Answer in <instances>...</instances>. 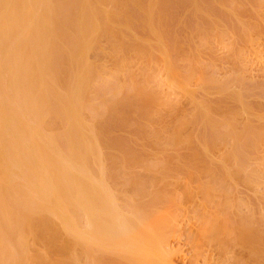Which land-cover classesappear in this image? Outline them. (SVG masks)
Segmentation results:
<instances>
[{
  "label": "rangeland",
  "instance_id": "obj_1",
  "mask_svg": "<svg viewBox=\"0 0 264 264\" xmlns=\"http://www.w3.org/2000/svg\"><path fill=\"white\" fill-rule=\"evenodd\" d=\"M2 1L3 2L5 1V2L3 3ZM8 1L9 0H1L0 1V36H1L0 43L3 44V46H5V47H1V44H0V70L3 68L2 71H4L3 74H2V71L0 73V103H1L0 104V111H2V110L3 111H6V113L4 112L6 114V116L8 117L6 120L9 121V118L15 116L17 114V111L19 112V109L20 108H23V107L20 106L21 99L22 98L24 99L23 94H21L22 95V98L20 96H16L17 93L14 94L13 93V89H14V92H17V91H15V89L18 90L21 87L23 88V84L26 85L27 82H30L31 81L32 71L27 70L26 69L27 66L25 64L26 62H28V58L31 56V49H33V47L36 44L40 43V45L38 44V46H42V48L45 47L44 49L48 50V51H46V50L42 49V51L44 50V52H42V53H46L45 56L46 55L49 56L48 60L47 59L45 60L46 68H48V65H47L48 62H49V66H50V63L53 65L51 68H49V69H51V71H52V68H54V67L56 69H58V70L61 68V66L56 65V64H59L58 61H57L58 60L57 59V56L60 55L61 50H64L66 48V46H67V42H66V40L62 36L67 34L68 29H69V22H67L66 19H64V21H63V27L62 26H58L56 28V25H55L56 24V20L54 21V19H56V18H58V19L62 18L61 20H63V16H61V15H63L64 11H68V9L69 10L71 9V3L74 0H69V1L67 0L68 2L66 0L64 2L63 1L61 2V0H59V1L58 0H54V2H52V0L51 1L48 0L49 1L48 4H49L50 7L49 6L47 7V5H48L47 3L45 5V7L49 8V13H50L49 15L50 16L48 15V12H47V10H45L44 7H43V10H42V11L45 10L44 13L42 14V11H41V13L39 12L40 11L39 10V6H38L39 4L38 3L37 4L35 3L38 0H31V2H33V5L34 6L36 4V6L34 8L36 10H38V11H36V13L37 12L40 13L39 14V18H40V15H41L42 21H44V18L43 17H45V16H46V18L48 16H49V18L50 17H52V18L54 17L53 21L55 22V24L51 20L52 18H50V22H49V18H48V19H46V21H44V23H46V25H51L52 28L55 27L56 28V30H55L56 32H54V30H53L52 33L49 32V35L46 34V37H44L42 41H40L36 37L37 34L39 33L37 31H39L38 30V25L40 24L39 22H41L40 21L41 18L39 19V21L37 23H36L37 20H35L34 22H32V25L33 26L35 25V26H34V28L31 29L30 34L28 32H25V31L23 32L22 30H18V29H21L20 27H22V25H21L22 19H23L22 24H24L25 23L24 21H26V19H25L26 16H25V13L23 12V10H25V8L28 7V3H25V2H27V0H23L24 3L22 2V0H21V2H20V0H14L13 3L11 1H9V4H7ZM70 1H71V3L69 4ZM93 1L95 3H93L92 1L91 2L96 7L99 2L97 0H93ZM115 1L116 0H104V2L102 3V5H101V2L102 1L100 2V4H98V8H101L102 9V10L101 9H98V11L101 10V15L103 13L104 15H102V16L105 17V15L107 16V14H108V16L106 17L108 20L106 19V21L104 20L105 22L103 21L104 23H106V24H104V26H106V27L109 26L108 29L111 28V31L113 30L112 31L113 33L110 30H108L107 28L106 29L104 28L105 30H103V31H105V32L103 34V31L100 30L101 27L99 28V31L97 30L99 34L96 33V31L92 33V34H94V36H96V38L98 36L99 37L95 41L96 43L93 42V43H95V46L93 44V47L94 48L92 47L91 50H88V51L86 49L85 52H84V58H83L82 61H83V64H85V66L88 63V68H90V71H92V73H91L92 76L90 78V81H88V83L84 87H82L83 88V91H82L83 92L82 93L83 95H82V97L79 96V94L77 96L76 95V92H73L72 93L71 90L70 91L68 90V93H67V91L66 92H63V93H65L68 96V97L66 96L67 97L66 98L64 96L65 94L63 95L64 98H65V101L67 103L66 104V108H68L67 109L68 110V116L71 117L70 119L72 121H77L79 119L80 120V124L81 125L83 124L82 127L84 128V130H83V128L80 129L81 125H79L78 126V129H79L78 132L81 134L80 136H82V139L85 140L86 144L88 142V144L90 146L89 150L91 151L92 156L91 155H90V157H89V155L84 156L86 158L85 161H84L83 157H81V155H79V158H76L74 162L72 160H69L68 162L71 161L72 164H73V166L75 168L72 166V164H70V163L67 162V160H68L67 158L65 159L64 157H62L60 155H59V158H63V159L62 160L60 159V162H59L58 154H57V156L54 155V154L51 155L52 156V159H49V157H51L50 156L51 151H49L50 144L49 145H46V144L50 143L47 140L48 139L49 140L52 139L50 141H52L51 143H53V144L55 142V146H56V144L58 145V143H59V145L61 144L60 146L63 147L65 145V141L67 140L66 139L67 136H68L67 133L70 132V129H68V127L65 124V122H61L59 124L58 118L55 117V115L53 113V111H54V106H53L54 105V99H53V100H51L52 102H49L50 100H47V101L45 100L46 102L43 103L44 104L43 109L46 107L44 109V111L45 110L46 111H45V115H44V118L42 120V123L40 125V128L41 129H40V131H37V133L35 135L36 136V140L40 144V147L42 149V154H43L42 157L44 158V160H46V161H48L49 163L52 164L53 169L55 170V172H54L55 174L58 173L59 171H61V169H62L66 173V175H67V177L69 179H71L72 181H75V180L78 181V183H70V186L69 187L71 188V185H72L71 190H73L72 191L73 194H72V192H70L71 193V195L69 197L70 198V204H74L77 207H80V206L86 207L87 205H88L87 207H90L89 206V200L86 199L85 195L81 191L74 192L75 191L74 190V188H75L74 185L75 184H79L80 189L81 188H84L85 185L88 184L87 187H91V185H92V188H91L92 189V191H91L92 193L91 194L92 195H96L99 198V200H96V198H97L96 196L95 197H92L93 200L91 202V208H93V206H94V208L95 207H100V208H103V209H104V207H106L105 208L106 211H110L111 210V211L115 212L117 210L116 209V205H117L119 209H121V208L123 209V210L121 209L122 211H120V212L124 213L122 216L125 215L124 218L130 220V219H137V217L135 218V216L140 217V215H141L139 212L136 213L137 211L136 212H134V210L132 211L133 208L138 207V205H139V207L137 209L142 208V207H146V206H147L146 208H148V207H151L152 208L153 207V204H155L154 205L155 207L153 209H156L158 211V214L156 216V218H158V221L161 218L163 219V217H165L166 218L165 220H167L168 217H167L166 214H168V216H169V218H168V220L170 219L169 221H171V219L173 218L174 220L172 219V224L173 223L174 224L171 225L170 231H169L170 233L167 234L166 240L163 243L165 249L164 248H158V249H160V251L157 249L159 254L162 253L161 254V257L164 259L163 260L164 263L169 264L167 262L168 260H170V264H246L247 262L249 263V261L252 260L251 256L255 257V255H252L251 250L249 248H247L249 245L248 246L246 245V244H248V241L250 239H251V241H249V244L251 243V245L253 247L255 246L256 247L255 249H257V251H263L264 250V141H263V138L264 137H262V140H260L259 142H257L258 145L255 142H253L254 141L253 140L254 136H256V134H257V140H259V138H260L259 136H261V134H262L261 132L264 131V0H253V1H256L257 3H258V1H260L258 5H257L256 2H255L256 3L255 4L252 1L256 6H252V4H251L252 2H250L251 0H249V2H247L248 0H244L245 2H240V0H233L234 1L233 2L232 0H230L233 3H230V1H228V0H222V1L221 0H217V1L216 0H211V2H210V0H202L203 2L206 1L205 4H203V2L201 0H193V1L192 0L191 1L190 0H187L188 1L187 6H186V4L185 5L184 4L182 5V3H186L187 2V1L186 2H182L184 0H182V1L181 0H176L177 2L175 0H171V1L170 0H150V3H151V1L155 2V4H154L155 7L153 6L155 10L154 9H151L153 11V13H155V12H157L156 14H159L160 13L159 15H156V14L154 15V14H152V11H151V15L152 16L153 15L156 16L155 18L152 17V18H154L153 19L154 20L153 22H155V19H156V22L154 24L152 23L153 25H156L157 23H158L157 25H159L160 22L161 23L163 22V19H161L163 16L161 17L160 15H162L165 12H167L166 10H168V14H169L170 17H171V15H173L176 12V11H174L176 8L182 7V8H180V10L183 11V12H181L179 9H176L177 12H179V13L176 12L178 14V16H176V19H175L174 16H172L171 17L172 20H171V18H169L167 16L168 15L167 13H166L167 15L166 14L165 15L163 14L164 15V18H167L168 17L169 18L168 20H170V22H168L169 23L168 26L169 25L170 26L169 27L167 26L168 29L170 30V27H172L174 25V27L171 29V30L174 31L173 33H171V30L170 31L167 30L166 27L163 28L164 26H163V24L161 25V23H160V25H161L162 28L159 29V30L164 31L163 29H166V32L169 31L168 33H165V31L164 32L160 31V32L163 33V34H160L159 30H157L153 26L154 27L153 28V31H155L154 33H156L158 31L159 34L162 35L161 36V39H160V38H158L159 36H158L157 33L155 35L154 34H151L153 37L155 36L154 37L155 38V41H157L156 44L154 43L155 42L154 41V38L152 36H150L151 38L149 37L150 33L148 31L147 32H144L146 30V29H144L145 27H143V29H142V25H143L142 24V21H141L142 20L141 19L142 14L140 15V13L138 14L137 11L135 12L133 10L134 5L135 4H138L141 1L135 0V2H134V1H131V0L130 1L123 0V2L124 1L126 3L129 2L128 3L129 4L128 6L126 4V6L129 7V8H127L125 5L119 6V4H117V3L120 0L119 1L117 0V3ZM136 1H139V2L136 3ZM180 1L182 3H180V7H179V5H178L179 3L178 2H180ZM196 1H197V3L200 1L201 2L200 5L202 6V4H203L202 7L205 6L203 11L202 10L200 11V8H202L201 6H199V3L200 2L198 4H196ZM241 1H243V0H241ZM60 2H61V4H60ZM114 2L117 4V6H116V4L114 5ZM22 3H23V5H22ZM130 3H131V6H130ZM156 3H158V4H156ZM159 3L160 4L162 3L161 4V8L164 5H165V8H167L166 10L164 8H162L163 11L165 10L163 13H162V11H161L160 8H158L159 10L156 9L159 6ZM163 3H164V5H163ZM211 3L213 4V6H215L214 8H212ZM240 3H241V5H239ZM244 3L246 5H244ZM3 4H4V9H1V6L3 8ZM44 4H45V1H44ZM174 4H177L178 7H176V5H174ZM7 5H9V6H7ZM29 5H32V4H29ZM99 5H100V7H99ZM156 5H157V7H156ZM210 5H211V7H210ZM6 6L8 8L7 11H6ZM67 6H68V9L66 10V7ZM172 6L173 7L175 6V7L174 8H171L172 9L171 10L172 12H171L169 10H170V7H172ZM185 6H186V8H184ZM208 6L211 8V10L213 9L212 12H214L213 14H215V15H212V12L211 11L210 12L207 11L209 9ZM135 7L136 8L138 7L137 9H139V4L137 6H135ZM206 7L208 9H206ZM252 7H256V9L253 8V10H255V11L252 10ZM119 8H120V11H119ZM112 10H113V13H114L115 16L114 15H111L112 14L111 13ZM114 10L116 12H114ZM248 10H250V11H248ZM132 11H134L135 13H133ZM191 11H192V13H191ZM4 12H8L7 15H4L5 14ZM131 12H132V14H131ZM139 12H141V11H139ZM188 12H189V14L187 15ZM242 12H244V13H242ZM251 12H255L254 13L255 15L253 14L254 17H252L253 15L252 16L250 15V14H252ZM11 13H13V16H11ZM45 13H46V15L44 16ZM115 13H117V14H115ZM128 13H130V14H128ZM200 13H201V15H200ZM206 13H208V14L210 13V15L208 16V14H206ZM98 14H100V13H98ZM177 14H174V15H177ZM190 14H192L193 17ZM197 14L199 15L198 17H197ZM10 16L15 20V22H14L13 27H11L10 29H7L6 30V28H7L6 25L8 24V22H9V20L11 18ZM158 16L160 18H158ZM189 16L192 17V18H194V19H192V21H191V18ZM4 17L6 18V20H4ZM108 17H111V18H108ZM120 17H122V18L120 19ZM187 17H188V23L189 24H187V20H186ZM204 17H206L205 19H208L209 20V21L208 20H205V22L206 23L208 22V24L203 23L204 22L203 21L204 20ZM210 17H211V19H210ZM218 17H219V19H218ZM225 17H227V19H229V20H226ZM98 18H97V21L100 20L99 22H101V19L98 20ZM134 18H136L137 20L139 19V20L136 21ZM201 18H202V21H201ZM212 18H213V20H217V21H213ZM102 19H103V17H102ZM109 19L112 20V21H110ZM116 19L118 20V22L116 21ZM126 19H128V20L126 21ZM159 19H161L160 22H159ZM174 20H176V21H174ZM124 21L126 22V25H125V22ZM165 21H166V19H164V22ZM184 21H185V23L187 25H190L191 24V26L193 27L192 28V31L190 30L191 29L190 26H189L190 27V29H189V27L186 26V24H184ZM194 21H196V24L194 23ZM228 21H230L231 23L230 22L227 23ZM48 22L50 24H48ZM103 22L101 24L102 25V28L104 27L103 26ZM122 22L124 23V26H123ZM131 22H133V23L131 24ZM138 22H139L140 25L138 24ZM212 22H215V24H213ZM27 23H29V22H27ZM135 23L138 24L140 27L139 26L137 27ZM107 24H109V25L107 26ZM199 24L202 26V28L206 24L205 28L207 30L208 29L209 30L207 31L204 28L202 29ZM232 24L235 25V26L232 27ZM249 24H251L252 26H250ZM128 25H130V29H129ZM134 25L136 26V28H135ZM164 25L166 26L165 23H164ZM197 25H199V26L197 27ZM121 27H123V28H121ZM177 27H179V28H177ZM186 27H188V28H186ZM199 27H200V29H198ZM212 27H214V29ZM216 27H217V29L219 28V29L223 30L224 33H222L221 30H219V29L218 30L215 29ZM48 28H50V26ZM132 28L136 32L132 31L133 30ZM157 28H158V26H157ZM176 28H177V31H179L181 28H182V30H183V28L185 30L184 31L181 30V32L178 33V32H176ZM237 28L240 29V30H238ZM135 29H137V30H135ZM154 29H156L157 31L154 30ZM212 29L214 31H212ZM225 29H226V31H224ZM125 30H127V31H125ZM65 31H66V33H65ZM100 31H102V33H100ZM198 31L200 32V34H198L199 33ZM202 31L203 32L205 31L204 34L202 33ZM218 31H219V33H217ZM238 31H240L241 33H243V35L241 36L242 39L240 38V34L241 33L238 32ZM110 32H111L112 36L114 35L113 37L110 35ZM143 32L145 33V35L143 34ZM187 32H188V35H187ZM195 32H196V35H195ZM117 33H118V35H117ZM140 33L142 35L137 36ZM148 33H149V35H147ZM169 33H171V34L169 35ZM176 33H178L179 35L176 34ZM14 35H15V37H13ZM30 35H32V36H30ZM115 35H116V37H115ZM163 35H164V38H162ZM166 35L167 36L169 35V37H170L169 38L170 39L169 43L173 40L171 42L173 44V45L171 44L172 47L168 46L170 44H167L166 43V42H168L167 39L165 38ZM171 35H173V36L171 37ZM181 35H185L183 37L185 38V40L187 39L186 42H185L184 38ZM197 35L199 37H200V35L202 37L203 36L205 37L207 35L205 38L200 37V39L201 40L205 39V41L204 40L203 41L204 42H207L206 39L208 38L209 40L208 39L207 40L209 41L208 44H210V46H208V45L206 46L207 43L202 42L199 38H197L198 37ZM244 35H246V37ZM49 36H51V38H52L51 40H50V37ZM178 36H179L180 39L177 38ZM194 36H196L195 39H197V40L199 39V40L198 41L197 40L193 41V37ZM5 37H7V39L9 40L8 41V44L6 42L4 44V41H7V40H5L6 39ZM140 37H142V38H140ZM244 37H245V39H244ZM27 38L29 39V42L31 44L28 42V39ZM139 38L141 40H139ZM147 38H149V39L147 40ZM190 38H191V40H190ZM94 39H95V37H94ZM114 39H116V40H114ZM135 39H138V40H135ZM151 39H152V41H150ZM162 39H163V42L166 43L165 46L163 45L164 43L162 42ZM164 39H165V41H164ZM44 41H45V46H44ZM49 41H50V43H49ZM149 41L152 42V43H150ZM178 41H181V42H178ZM46 42L49 43V49L47 47L48 44ZM143 42L146 43V45L148 44L147 45L148 50H147L146 47H144L145 50H146V52L143 50L144 49L143 47H142L143 48L142 50L140 48L143 45ZM182 42L184 44H182ZM196 42H197V44H195ZM137 43H140V44H137ZM177 43L179 45H181V47L183 45L184 47L188 48V50L185 48V51L183 53V54L186 55V53L188 51H190V52L187 53L188 57H185L184 55L182 57V55H181V59H180V57H179L180 60L177 59L178 56H180L179 51L181 52V50H182V49L179 50L180 49L179 48L180 46ZM11 44L13 46L12 48L10 46ZM51 44H53L56 47L57 50L55 49L54 46H53L54 48L51 47ZM118 44H119V46L120 45L121 46L119 47ZM132 44L134 46L136 44L138 46L140 45L139 46L140 49L139 48L137 49L138 46L136 45V48H134V50H132ZM175 45H176L177 49L179 48L178 49L179 50L178 53L175 51L176 50ZM192 45H193V47H192ZM155 46H156V49H155V52H154L153 50H154ZM195 46H197V48H195ZM128 47H129V49H128ZM157 47H158V49H157ZM184 47H182V48H184ZM51 48H53L54 51L56 50L55 53H54L55 56H53L52 53L54 51H51L52 50ZM123 48H124V50L127 49V51H126L127 53L126 54H128V55H126L125 54V51L122 50ZM163 48H164V50H163ZM166 48H167L168 54H167ZM171 48H172V52L170 51ZM174 48H175V50H174ZM191 48H193L194 50L192 51ZM195 49H196V51L199 50L198 51L199 54H197L198 52L196 53ZM129 50H130V53H129ZM137 50L138 51L140 50V52L139 53L136 52ZM151 50H152V52H150ZM186 50H187V52H186ZM141 51H142V54H141ZM157 51L159 53H156ZM164 51H165L166 55L165 54H162V52H164ZM57 52H59V53H57ZM143 52L146 53L144 55L146 57H142L143 56ZM122 53H123V55H122ZM151 53L155 54V57L152 56L153 54H151ZM189 53L190 54H194L195 53L198 56H196L195 54H194L195 57H194V55H191V58H192V61H191L190 60V54ZM51 54H52L53 57H56L54 60H51V59H53V58H50V57H52ZM170 54L173 55V56L171 57ZM131 55H134V56H131ZM169 55H170L171 58L169 57ZM129 56H130V58H129ZM175 56H177V58ZM127 57H128L129 60L127 59ZM173 58L174 59L176 58L178 63L176 62V64H173V60H172ZM185 58L186 59L189 58V59L186 60ZM124 59H126V60H124ZM176 59L174 60V62L176 61ZM123 60H124V62H123ZM170 60H172V61H170ZM32 61H33V59L31 58L29 62H32ZM121 61H122V63H121ZM5 65H6V68H4ZM24 65H25V67H24ZM30 65H32V64H30ZM174 65H176L175 66L176 68H174ZM151 66H152V68H151ZM188 67H191V68H188ZM10 70H12L13 72H10ZM23 70H24V72H23ZM154 71H155V73H154ZM176 71L178 72V74L180 73L179 74V76L181 75L180 77L178 76V74L176 73ZM179 71H181V72H179ZM20 72H22V73H20ZM148 72L150 73V75H152L153 73L156 74V75L153 74L156 79H154V78L151 77L152 79L158 81V83H157L158 86H156V88L155 87H152V85H154V86L157 85L156 83L150 84V81L149 80L151 78L150 77H149L150 79L147 78L148 75H149ZM51 73L52 72H49V74H48L49 76L46 78L47 79L46 85H48L49 82H51L50 83L51 86L49 85V88L50 87L53 88L52 81H55L56 82L55 83L56 90L59 93H62V89H60L58 87V85H57V78H56L57 75H58V74H56L57 71H54V76ZM183 73L185 75H183ZM5 75H7V76H5ZM21 76H22V78H21ZM49 77H50V80H49ZM51 77H53V78H51ZM77 77L78 78L79 77L81 78V72H79V76H77ZM183 77H185L186 80ZM142 78H144V81L147 78V81L144 82L142 80ZM13 79H14V81H13ZM152 79H151V81H152ZM189 79H190V82H188ZM140 80H141V82L139 83ZM92 81H94V82L92 83ZM125 81H126V83H125ZM100 82H101V84H100ZM147 82L150 84V86H149V84ZM102 84H105V85H102ZM141 84H145L146 88H145V86H143L144 89H141L142 88V85ZM159 85H160V87H159ZM100 86H102V87H100ZM105 86H107V87H105ZM41 87H42V94L40 95L41 98L43 99L42 96H44V95L46 97H48V95L50 94L49 91H50L51 88L49 89L46 86L48 93L45 92V94H44V91H45L44 90L45 83ZM157 87H159V88H157ZM22 88H21V90H22ZM132 88H134V89H132ZM154 88H155V90H154ZM160 88H161V90H160ZM3 89H5V90H3ZM175 89H177V90H175ZM142 90H144V91H142ZM153 90H154V92H153L154 93L153 94L154 96L152 95V91ZM156 90H157L158 93L155 92ZM159 90L162 91V92H160V94H159ZM134 92H135L136 95H134ZM10 93H11V95L14 94L13 97L14 96L15 97L14 98L13 97L11 98L10 97L11 96ZM46 93H47V95H46ZM110 94H113L114 97H112V96L110 97ZM75 95H76V97H75ZM69 96H70V98H71L72 101L70 99H68ZM97 96H99V97H97ZM107 96L110 97V98H108ZM72 97L75 99V101H74V99ZM149 97L151 99L153 98V100H151ZM106 98H108V100ZM139 98H140V100H139ZM147 98H149V100ZM165 98H166V100H165ZM229 98H231V99H229ZM8 99H9V102L7 101ZM113 99H115V100H113ZM133 99H135V100H133ZM154 100H156V101H154ZM230 100H231V103L233 102L232 105L230 103ZM10 101H12V102H10ZM137 101H139V102H137ZM159 101H161V103H162V104H158L157 105L160 108H158L157 106L154 107L152 105V104H154L153 102H157L158 103ZM72 102L74 103V105H73ZM97 102H100V104H101V102H104L105 103V106H102L101 107V109L103 111L100 109L102 112L100 110H97L99 108L98 107L99 104ZM4 103H6V104H4ZM84 103H86V104L85 105H82ZM104 103H102V105ZM163 103H164V106H163ZM146 105L148 106V109H149V106L151 105L150 106L151 109L154 107L152 110L156 111L155 108H158L157 111H159V113L158 112H154V111L152 112V110H151V112L148 111V114L149 115H152V119H154V120H150V121H147V122L145 120L146 119L148 120L150 118H147L148 115H146V117H144L145 116L144 115V111H145L144 110V107ZM160 105H162L163 107L160 106ZM233 105L235 107L232 108L231 106H233ZM73 106H75V107L78 106V109L76 107V109H77L78 112H76V110H73ZM147 106L145 107V109L147 108ZM216 106L219 107V109L218 108L216 109ZM223 106H226V108H224ZM236 106H238L240 109L238 107H236ZM49 107L50 108L53 107L52 110H51V112H49V109H50ZM75 107H74V109H75ZM94 107H95V109H94ZM127 107L129 108L128 110H127ZM161 107H162V109H161ZM220 107L223 110H226L227 109V111L226 112H223V110H221ZM234 108H236L235 110H237L235 113H234ZM86 109H90V111H91V109L92 110L94 109L96 112L91 111V115H90V112H87ZM142 109L144 111H141ZM229 109L230 110L233 109V110H231V111H233V113L232 112L229 113L230 112ZM109 110L110 111L112 110V111L110 112ZM123 110L124 111L126 110V112H124ZM3 111H2V113H3ZM79 111H80V113H79ZM98 111H100V113ZM97 112H98V114H97ZM142 112H143V117H141ZM94 113H96V114H94ZM207 113H209V114H207ZM223 113H228V115L223 114ZM120 115H121V117H119ZM51 116H53V117H51ZM80 116H82V118L85 121ZM230 116L231 117L233 116V117L231 118ZM140 117H141V119L142 118H146V119L145 120L144 119L143 120H140ZM154 117H156V119L158 117L157 120H159V121L156 122V119ZM210 118L212 119V121H211ZM164 119H166V120H164ZM188 119H190V121ZM201 119H203V120H201ZM219 119H221V120H219ZM44 120H46V121H44ZM123 120H125V121H123ZM207 120H208V122H207ZM8 121H7V123H8ZM60 121H62V120H60ZM139 121H141V122H139ZM142 121L144 123H142ZM161 121L163 123H165V124L163 125ZM114 122H116V123H114ZM166 122H167V124H166ZM152 123L154 125L156 124L155 128H154V125H152ZM178 123H179V125H178ZM62 124H65V125L63 126ZM158 124H159V127L161 126V128H158ZM175 124H177V126ZM211 124H212V127H210ZM219 124H221V125H219ZM222 124H224L223 128H222ZM10 125H12L11 122H10ZM180 125H182V127ZM108 126L110 127V129H109ZM144 126L145 127L147 126L146 128H148V129L146 130V129L142 128ZM216 126L217 127L219 126L221 128H219V127L217 128ZM228 126H229V128H228ZM234 126H236V128H233L232 129V127H234ZM243 126H245V127H243ZM10 127L11 126L6 127L5 128L6 130L3 129L2 132H4L3 134L5 136L7 135L8 128H10ZM178 127H180V129ZM224 127H227V128L225 129ZM241 127H242V129H241ZM249 127H250V129H249ZM11 128H13V129H11ZM11 128H10V131L11 130H14V127L13 126ZM175 128H176L177 131L179 130L178 131L179 133L175 130ZM243 128H244L245 131L243 130ZM137 129L138 130H141V131L138 132ZM152 129H153V131L154 130L157 131V129L158 130L159 129H163V130H161L163 132V133H161V134H163V136H162L163 139H162V137L158 138L159 135H156L155 132H151ZM205 129L206 130L209 129V130L206 131ZM236 129L238 130L237 132H236ZM56 130H58V132ZM89 130H91V132ZM165 130H167V131H165ZM217 130H220V131H217ZM231 131L235 132L238 135H235V133H233V132L231 133ZM240 131H242L243 133L240 132ZM23 132H24V136L23 137H25V135H26L27 132H26L25 129H23ZM147 132H148V134H147ZM209 132H210L211 135L208 134ZM91 133L93 135H95V137H93V135ZM144 133H145V137H143L144 138L143 139L141 137V135L143 134L142 136H144ZM153 133L156 135V136L154 135L155 138L153 140H155L156 137H157L158 140H156V141H159L160 140L161 142L160 141L159 142L161 144L160 143H157L156 141H153L152 140V138L154 136L151 139L149 138V137H151V135H153ZM173 133H175V135L176 134L178 135L179 140L181 139V144L179 143L180 142L179 140H178L179 142L178 141H174V142H178L179 144L178 143L177 144L168 143V142H173V140H176L175 135H174V138L171 137V135ZM39 134H40V137H39ZM64 134H66V136ZM133 134H135V135H133ZM159 134H160V130H159ZM241 134H242V136H241ZM136 135H138V136H136ZM139 135H140V137H139ZM177 135H176V137H177ZM190 135H191V138H192V139L190 138V141L197 139L200 142L202 140L201 141V144L204 142V145L202 144L203 147L200 145V143L195 145V143H198L197 140L194 141V142L191 141L193 144L190 143V142L188 143L187 139L189 138ZM207 135H209V137L207 138V139H209L208 142L206 141ZM5 136H0V144H1V142L4 143L3 144L4 147L6 145H8L10 141H12V138L11 137H8V135L6 137ZM48 136H49V138H48ZM90 136H92V137H90ZM168 136H170L172 138V141L171 140L168 141L169 140V137ZM238 136L241 137V138L239 139ZM45 137L48 138V139L46 140ZM185 137H186V140L184 139ZM216 137H218V140H216ZM40 138L42 140H40ZM53 138H54V142H53ZM193 138H195V139H193ZM219 138H220V140H219ZM221 138L223 139L222 140L223 142H218V141H221ZM224 138H226V139L224 140ZM183 139L187 142V144H183V143H186L185 141L182 143ZM210 139L212 141L211 143H210ZM250 139H252L253 141L250 140ZM151 140L153 141L154 145L157 143L156 146L157 145L158 146L155 147L153 145V143L151 144L150 143V142H152ZM215 140L218 142V143L216 142L217 144L216 143L213 144L215 142ZM44 141H45L46 144L44 143ZM57 141H59V142L57 143ZM98 141L100 143H98ZM127 141L128 142L129 141H132V142H129L128 143ZM148 141H150V142H148ZM162 141H164V143H162ZM260 142L263 143V144H261ZM207 143L210 144V145H208L210 147L205 146V144L207 145ZM53 144H51V147L53 146ZM99 144L102 145V146H100ZM168 144H172L171 147L174 145L173 146L174 148H171L170 145H168ZM211 144L215 145V147L212 148L213 145L211 146ZM253 144L256 145V146H254V147H256V150L254 149V147H251ZM91 145H93V146H91ZM132 145H133V148L131 147ZM184 145L186 147H184ZM187 145L188 146H191V145L194 146L195 145L194 146L195 148L192 147V149L195 152H197L198 155L197 154L194 155L193 152L190 153L192 151V149H190V147L187 148ZM198 145H200V146H198ZM246 145H248V146H246ZM3 146L1 144V147L0 148L2 149ZM46 146H48V147H46ZM106 146H107V149H106ZM257 146H258V148H257ZM104 147H105V149H104ZM196 147H198V148H196ZM199 147H201L202 149L201 148L199 149ZM206 147H208V148H206ZM233 147L234 148H237V149L233 150ZM239 147H240V149H239ZM249 147H251V148H249ZM13 148H15V146ZM13 148H11V146L9 147V149H10L9 151L11 152V153H9V155H12V156H10L11 158L8 157V160L11 159V161L8 162V160H7V162L8 163H11L9 165L11 166L12 170L10 171L11 172L10 173L11 175L9 177H11L10 180H12V183L13 184L15 183L14 185L12 184V188H15V189H12L10 185H7L6 186V183L5 182H4L5 185L0 184V191H1L0 192V209H1L0 210V222H2L3 219L6 222V223L4 221L2 222V225L3 226L5 225V228H3V231L4 232L1 229V227H3V226L2 225L0 226V230H1L0 232H2L1 233L2 237L0 235V244H1V247H3L2 249L0 247V249H1L0 250V259H1L0 260V264H16V261L15 260L19 261L20 259H21L20 262H22L21 264H35V263L37 264V262L33 263V259H34V261L35 260L38 261L37 259L40 258V257H44L45 258L44 254L47 257L49 255V258H45L46 260L58 261V260H54V259H56L54 257H58V259L61 260L62 257L60 258V256L62 254L60 256H57L61 252H58L57 255H56L55 254L56 253V251H55L56 249L55 248H54V251H55L54 252L52 250V247H49L48 246L49 248L48 247L46 248V246H45L46 244H44V243H42V244H44L45 247H43V245L41 246L40 245L41 243H39V241L37 240V237L35 236V233L31 229V227H29L30 225L27 224V223H29V219L27 220V217L29 218L30 215L35 212V210H37V209L41 210L42 207H43L42 206L43 203H41L42 201H40L39 194H38L40 187L37 186L36 184H34V182L28 177V175H27L28 174V169L24 167V165H26V164L24 162H21V161H23V159H21V158H23L22 154L26 155V152L25 151H22V153H21V151H19L18 152V157H17L16 155H14V153L16 152V154H17V151L18 150H15V149L13 150ZM126 148L128 149V151H127ZM137 148H138L139 151L136 150ZM203 148H205V149H203ZM210 148H212V149H210ZM215 148H216V150H215ZM17 149H19V147ZM78 149L82 150V148H78ZM108 149H110V150H108ZM246 149H247V151L250 149L249 151L251 153H249V152L247 153ZM251 149L254 150V153H252L253 150L251 151ZM20 150H23V149H20ZM50 150L53 151L52 148ZM207 150H209V151H207ZM241 150H243L242 151L243 153H244V150H245L246 151L245 153H247V154H245V153L244 154H242V153L239 154L238 152H241ZM129 151H132V152L128 154ZM48 152H49V154H48ZM53 152H55V150ZM81 152L79 151V153L82 154V156L85 155V154H83L84 152H82V153ZM133 152H135L136 154H134ZM179 152H180V154H179ZM230 152H232V153H230ZM188 153H189V156H188ZM99 154H101L102 156H100ZM104 154H107V155L104 156ZM108 154L110 156H108ZM130 154H133V155H130ZM143 154H144V156H143ZM147 154H148V157L145 158V156H147ZM199 154H200V156H199ZM233 154H235L236 156H233ZM111 155L112 156L115 155V156L112 157ZM116 155L118 157H116ZM119 155H121V157ZM134 155H138V157L141 156V157L144 158V160L145 159H147V160L149 159V160L148 161L145 160V162H144V161H142L143 159H141V157L138 158V157H136ZM193 155L194 156H197L198 158L201 157V161L202 162L204 160H206V158L208 160H207V162L204 161V163L201 164V161L198 158L194 157ZM202 155H204V156H202ZM26 156L27 157H30L29 154H27ZM98 156H100V157H98ZM129 156H134V158H138L139 162H138V160L137 161L136 160L132 161V157L129 158L131 160V162H130V160L128 159ZM181 156H183L185 158L188 157L189 160H187L188 158L185 159V158H183ZM227 156L230 158L231 161L233 159V161L232 162L229 161V158ZM239 156L241 158H239ZM244 156H245V158H244ZM56 157H57V160H56ZM87 157H89V158H87ZM102 157H103V159H105L104 161H103ZM203 157H205V158H203ZM12 158H13V160H12ZM18 158H20V159H18ZM95 158H96V160H95ZM169 158H171V162L168 161V160H170ZM174 158H176V159H174ZM64 159H65L66 162L64 161ZM87 159H90V161H88L86 163V160ZM97 159H99V160H97ZM106 159H108V160H106ZM111 159H112V161L114 159L113 163L111 161H109ZM140 159H141V162H140ZM173 159L175 161H173ZM178 159H180V162L181 163L179 162ZM185 160L187 161V163H186ZM190 160H191V162H190ZM234 160L235 161L237 160L238 162L236 161V163H235ZM246 160H247V162H246ZM12 161H14V162H12ZM57 161H58V163H57ZM61 161H62V163L64 161V163L62 164ZM163 161L166 162L165 167L167 166L169 168V170L170 171H173V172H170L168 169L165 170L167 167L164 168V165H163L164 162ZM195 161H196V163H195ZM208 161H209V163H208ZM228 161H229V163L227 164ZM0 162H1V160H0ZM98 162H99V165H98ZM114 162H115V164H114ZM117 162H118V165L116 164ZM142 162H144V163L147 162V163L144 164ZM168 162L170 163L169 165L167 164ZM243 162H245L244 164L247 165V167L243 164ZM3 163L4 162H2L0 165H3L4 166ZM105 163H106V165H105ZM109 163H111L110 164L111 165L110 167H108ZM131 163H133V164H131ZM159 163H161L163 167ZM205 163H206V165H204ZM237 163H239L238 166H236ZM86 164L88 165V168L86 166H84ZM154 164H155V166L157 164V166L155 167ZM207 164H208V166L210 165L209 166L210 169L212 167L213 171H211V170L208 169ZM230 164H231V167H230ZM78 165L80 167L82 166L83 168L81 167V169H83V170H79L80 168H78L79 167ZM113 165H115V166H113ZM128 165H129V167H128ZM142 165L143 166L145 165V166L143 167ZM152 165L155 168V170H154V168H151ZM70 166L73 167L75 171L78 169V171H80V173L78 171H76V172H78L76 174V172H74L73 168H71ZM76 166H77V168H76ZM116 166H117V169H116ZM121 166H122V168H121ZM192 166H194V167H192ZM196 166H199V168H197ZM201 166H204V167L207 166V168L206 167L205 168L204 167L201 168ZM243 166H244L245 169L243 168ZM111 167H112V169L115 167V170L113 169L114 172H113V170H111ZM135 167H140V168H138L136 170ZM157 167L161 171L164 168V170L167 171V173L164 170L162 172L165 173L166 176H168V177L166 178L165 174L160 173V171L158 169H156ZM160 167H162V168H160ZM232 167H234L236 169H234ZM240 167L243 168L242 172H244L245 175H242L243 173L241 172V170H237V168L241 169ZM103 168L106 170V172H108V173L110 172L109 174L112 176V178L109 180L110 181L109 182L110 183L109 185L111 186L110 188L114 190V191L112 190V192H113V194L115 196L114 203L110 200L111 197L108 198V195H107L108 193L105 191L106 190L105 187L101 186V187H103V191L104 192L102 191V188L101 187L99 189L93 188V185L96 183V180H95V182L93 180L94 179H97L99 177V176H97L98 175V172L100 173L99 169H101V171H103ZM123 168H125V169H123ZM126 168H127V170H126ZM132 168H133V170H131ZM216 168H218V170H220L224 175L226 173V175L225 176L223 174L219 175L221 172H219L218 170H215ZM230 168L233 169V172L234 171L235 172L238 171L239 174H237L238 172H236V173L234 172L235 175H234V173L231 175L230 172L232 173V171L230 170ZM141 169L144 170V172H142ZM176 169H179V171H181V172L177 171ZM196 169H197V174L198 175L197 174L195 175ZM199 169H201V170H199ZM226 169H228V172H227ZM128 170H130L131 172L128 171ZM145 170L147 172L146 174H149L150 173V176H148V175H146V176L150 177L151 179H154V180H152L154 183L157 182V181H155V177L156 176L158 177L159 183L158 182L156 183L157 188H156V186H155L154 183H151V185L150 184L149 185L148 184H145V186L143 188H141L140 190L139 189L137 190V188H136V191H135L134 188H132L131 186H129V189L131 188L130 189L131 192H129V189H127L128 188L127 187L128 185H125L127 183L130 184L129 178L130 179L132 178V180H133L134 179L133 176H135L138 173L136 175L135 179L136 178H140V177H138V176H140V174H142L141 179H143L144 176H145V175H143V174H145ZM157 170L159 171L158 173H157ZM182 170H183V172H182ZM224 171H225V173H224ZM12 172H14V173H12ZM94 172H96L95 175H94ZM123 172H124L123 175L126 174V176L121 175ZM153 172H154V174H153ZM187 172L188 173L189 172H192L191 175L193 174L194 176H191L192 177L191 178L189 176L190 173L186 176L185 174H187ZM84 173H85V176H86L87 173L88 174L90 173L89 176H91V177H89L88 174H87V176L89 177V179L91 178L92 181L89 180L88 177L82 176ZM118 173H120V174H118ZM183 173H185V174H183ZM201 173H203L204 175H200ZM205 173H207V177H206ZM91 174H93V176ZM151 174H153V176L154 175H156V176L153 178V177H151ZM158 174L159 175H162L163 174L164 176H162V177L160 176L159 177ZM228 174H230V175H228ZM237 175L238 176L240 175V177H237L236 179H234L235 176H237ZM69 176H71V177H69ZM95 176H96V178H94ZM188 176H189V179H188ZM196 176H198L199 179ZM203 176L207 180L205 178H203ZM208 176H213V180H215V182L212 181V178H209ZM249 176H251V177H249ZM17 177H18V179H17ZM113 177H115V178L113 179ZM123 177L124 178L127 177L126 178V179H128V182L127 183H126L127 180L124 179ZM157 177H156V179H157ZM194 177H196V178H194ZM226 177H228V179ZM165 178L166 179H169V181L168 180L165 181L166 180ZM224 178H225V180H224ZM120 179H121V181H120ZM151 179L148 180V182L151 181ZM210 179H211V181H210ZM247 179H249V181H247ZM112 180H116L117 185H115V184L112 185L111 183L112 182L114 183V181H112ZM145 180H147V179H145ZM161 180L162 181L164 180L165 181L164 182L165 184ZM19 181L21 182V185L22 186L19 184ZM205 181H208L209 184H212L213 183L212 185H214V186L216 185V184H214L216 182H221L219 184H223V185L222 186L220 185L221 186V190H218V189L215 190L214 186L212 188L211 187L212 185H209L207 182H206L207 183L206 184L207 186H204L203 184H205ZM245 181H247L246 182V184L248 183L247 185L245 184ZM122 182L124 183L123 185H122ZM161 183L166 186V187L163 186L164 187L163 188V191H162V189H159V188H162V187H159V186H161ZM17 184H18V186H17ZM24 184H25V186L23 187ZM118 184H119V186H118ZM157 184H160V185H157ZM175 184H177V185H175ZM15 185H16V187H15ZM114 185L116 186V188H114L115 187ZM167 185H168V187H167ZM9 186H10V188L12 190L9 189ZM200 186H201V188L202 187L203 188L206 187V188H204V190H206L207 187L210 186V188H211L212 191L209 188V189H207L205 191L206 192L205 193L204 190L200 188ZM220 186L218 185L217 187H220ZM117 187H119V188H117ZM125 187H127V188H125ZM146 187L149 188V189H147ZM151 187H152V189H151ZM154 187H155V189H154ZM45 188L48 189L49 187H47V185H45ZM165 188H167V190H164ZM213 189H214V191H213ZM13 190L15 191V193H18V194L21 192V194H19V197H18V194L16 195L15 193H13L14 192ZM158 190H160V192L162 191L163 194L160 195L157 192ZM10 191H11V193H10ZM132 191L134 192V194H133ZM166 191L170 195L166 194L165 193ZM186 191L190 192L189 193L190 195ZM207 191H208V193L211 192V194H209V196L210 195L211 196H210V199H207L206 200V197L209 198ZM127 192H129V193H127ZM138 192H140V195L139 196L137 194ZM164 193H165V195H164ZM5 194H7V195L5 196ZM35 194L37 195L38 199H37V197H36ZM118 194H120L121 196H124V197L121 198V196L118 195ZM158 194H159V198L162 195L165 196V199L167 201H169V203L164 200V197H163V201H162V199L161 200L159 199L160 201L156 200V198H154V196L157 195L156 197H158ZM171 194H173V196ZM206 194H207V196H206ZM8 195H10V197ZM34 195H35L36 199L34 198ZM203 195H205V196H203ZM168 196L169 197L171 196L169 198L170 200L167 198ZM6 197H7V199H6ZM18 198H21V199H18ZM106 198H108V199H106ZM129 198H131V199H129ZM77 200H78V202H76ZM16 201H17V203H16ZM18 201H19V205H18ZM108 201H111L112 204H111V202H109V204H108ZM161 201L163 203V204L161 203V205H162L161 208H163V209L162 210H159L160 208L157 209V207H159V206H156V204L160 205V202ZM170 201L172 203L173 202L174 203L171 205L170 204ZM223 201L225 202V205H224V202ZM135 202L137 203V205H136ZM83 203L84 204H87V205L85 206ZM106 203H107V205H106ZM164 203H166V204H164ZM167 203L170 205L169 207H168V204ZM220 203H221V205H219ZM20 204H22V205H20ZM129 204H131V205H129ZM110 205L112 206V208L110 207ZM132 205H133V207H132ZM218 205L220 207H217ZM15 206H17V207H15ZM23 206L24 207H28L30 209L32 208L33 210L32 209L30 210L28 208H24ZM123 206H126V207L123 208ZM225 206H228V209H227V207L225 208ZM236 207L238 209H236ZM165 208H167V209H165ZM169 208L172 211H170ZM218 209L221 211V214H222V211H224L223 212V215L220 214V211L217 212ZM39 210H37V211H39ZM167 210H168V213H166ZM26 211H28V212H26ZM164 211H165V213H164ZM225 211H231V212H228V214H231V215L228 216ZM233 211H235V212H233ZM110 212H106L105 213L106 216H105V219L104 220L107 221V222L110 221V220H112L111 217H112V213L113 212H111V213ZM160 212H163L162 213L163 215ZM35 213H37V212H35ZM107 213H110L111 217H109L110 215L107 214ZM131 213L133 215H135V216H133ZM172 214H173V216H172ZM210 214L211 215L213 214L214 216L213 215L211 216ZM225 215L228 217L229 220L228 219L226 220L225 218L223 219V217H226ZM127 216H129V217H127ZM1 217H3V218H1ZM148 217H150V216H148ZM148 217L146 219H148ZM209 217L215 218L216 219V222H214L212 218L210 220ZM217 217L220 218V220ZM144 219H145V217H144ZM222 219H223V221H225V223L223 221L220 223V221ZM129 220H128V222L133 221V220H130V221ZM149 220H150V218H149ZM205 220H206V222H205ZM209 220L213 224L217 223V224H215V226L218 225V227H216L217 229L215 228V226L213 224H211V226H213L215 228V231H218L219 232L220 231L219 229L222 227L221 224H224V226H226L225 225L226 223L228 225V227L226 226L227 229H228L231 226V225H229V221H230L231 224L234 222L232 224V226L233 225L236 226L238 224L237 226L239 227V229L241 230V228H242L247 233L244 232V230H241L243 233L242 232H239V231L236 232L238 229L235 230L234 232L238 235V236L235 235V237H236L235 239L237 240V238H239L240 239L239 240L240 243L238 242V240H237V243L234 240L235 243H236V244L234 243L235 244V246H234V244H232L233 242L231 240H229L230 238L229 239L226 238V240L228 241L227 242V241H225L224 238H222V235H221L224 231H226V232H229L230 231L229 233H231L233 231L232 229H230L228 231L226 229L225 230L223 229V231H222V229H221V231H220L221 234H218L217 235V236H221V238L217 237L219 239H217L216 236L214 237V235H216V234H213V236L209 234V236H208V233L214 232L213 231L214 228L211 231V226H209L210 228H205L206 230L207 229L210 230V231L208 230L209 231L208 233H207V231H205V229L203 227L204 225H205V227L207 226L206 225L207 222L210 223ZM250 220L253 222V224H252V222H251V224H250V222L248 223V221H250ZM81 221H82L81 224L83 222H85V223H83L84 225L86 224V220L85 219L84 220L81 219ZM134 221L136 222V220H134ZM83 224H82V226H80V227H83V228H80V230H82V229H83V231L88 230V224H86L87 226L86 225L84 226ZM169 224H170V222H169ZM219 226H221V227L219 228ZM232 226H231V228H232ZM237 226L235 227V229L238 228ZM84 228H86V229H84ZM250 229H252L251 232H250ZM204 233L207 234L206 237H205V234ZM238 233L239 234L241 233L240 236H239ZM245 233L248 236H250V237L248 238L245 235ZM203 234H204V236H203ZM225 234L226 233L224 232L223 235H225ZM243 234H244V236H242ZM8 235H9V238L11 237V239H10L11 241L8 240L9 239L8 238ZM14 235H15V237H14ZM227 235L228 234H226V236H224V237H228L230 234L228 236ZM256 235H257V237H256ZM201 236H203L205 239L203 237H201ZM230 236H232V233H231ZM241 236H242V238H241ZM73 237L75 239H77L78 240V243L80 244V245L78 244V246H79L78 248L79 249H77L78 253L81 251V253L78 254L79 255L78 256V258H79L78 264H91V262H94V264H95V263L99 262L100 260L102 261V263H105V264H107L108 262H109L108 264H111V263H113V264L116 263L117 264L116 259H118L117 261L119 262V264H122L123 263V262H120L119 261V260L122 261V259H121L122 255H120V254H122V252L119 251L120 249L122 250V248L118 247L117 244H116V247H113V246H115V244L112 245L110 243L111 244L110 245L109 244V241L107 240L108 242L106 241L103 244L104 246H106L105 247L106 249H105L104 246L99 247L96 244L85 243L84 240L78 239L74 235H73ZM2 238H4V239H2ZM5 238L7 240V243H5ZM17 238H18V240H17ZM23 238H24V240H23ZM254 238H255V240H254ZM12 239H14V241ZM19 239L22 240L24 243L20 244L22 241H20ZM147 239H149V243L151 245L155 246L157 244V242H156V240H154V238L150 239V236H149V238H147ZM233 239H234V236H233ZM241 240H243L242 241L243 244L245 243L244 245L249 250L248 251L246 249L249 254H247V251L244 250L245 246H244V248L243 247L241 248V246H242ZM246 240H248L247 243H246ZM12 241H13V244H12ZM9 242H11V243L9 244ZM7 244H9V246H11V247H9ZM231 244L233 246H231ZM257 244H258V246H257ZM15 245H17V246H15ZM80 246H81V248H80ZM82 246H86L87 248H83L82 249ZM260 246H261V248L263 247V249H261ZM108 248H110V250ZM33 249H34V251H33ZM48 249H50V250H48ZM258 249H260V250H258ZM3 250H5V251H3ZM21 250L23 252H21ZM41 251H43V252H41ZM49 251L50 252L52 251V258L53 259L52 258L50 259L51 253ZM4 252L7 255H4ZM44 252H46L48 254H46ZM250 252H251V254H250ZM20 253H21V255H20ZM38 253H39V255H41L40 257L38 255ZM88 253H89V255H86ZM116 253L118 255H116ZM15 254H17V255H15ZM42 254H43V256H42ZM125 254L126 253H124L123 256H125ZM3 255H4L5 258L3 257ZM36 255H37V257H36ZM100 255H104L105 257L104 256H101L100 257ZM127 255H126V257H127L126 259L128 260V256L129 255L128 256ZM247 255L248 256L251 255V256L250 257H247ZM15 256H18V257H16L18 259H16ZM93 256H94V260H93ZM98 256H99V258H98L99 261H96L95 259H97ZM117 256H119V257H117ZM21 257H23V258H21ZM108 257L109 258L111 257V260L113 262L110 261ZM105 258H107L106 259L107 261L104 260ZM248 258H251V259L249 260ZM10 259H11V262H8V261H10ZM126 259L123 260L124 263H125ZM257 259L258 258L256 256V260ZM263 259L264 258H261L260 260L258 259L257 264L259 263V261H261V262L263 261L262 263H264V260ZM130 260H132V258L129 259V261ZM136 260L137 259L135 258L134 259V262H137V261L138 262L137 263H134V264H138L139 263V260H137V261ZM253 260H255V258ZM129 261L128 262L126 261V263L128 264ZM20 262H18L17 264H20ZM261 262L259 264H262ZM253 263H255V262H253ZM162 264H163V262H162ZM251 264H252V262H251Z\"/></svg>",
  "mask_w": 264,
  "mask_h": 264
},
{
  "label": "bare ground",
  "instance_id": "obj_2",
  "mask_svg": "<svg viewBox=\"0 0 264 264\" xmlns=\"http://www.w3.org/2000/svg\"><path fill=\"white\" fill-rule=\"evenodd\" d=\"M1 1V0H0ZM9 1H11L12 3L14 2V0H9ZM9 1H8V3L7 4H9ZM30 3H29V2ZM44 1H45V4H44ZM51 1V0H50ZM59 1V0H58ZM64 2L65 0H61V2ZM67 1V0H66ZM69 1V0H68ZM67 1V2H68ZM93 3H95L93 0H91ZM90 0H74V1H72V3H71V1L69 2V4L71 3V9L69 10L68 9V6L66 7V10L68 9V11H64V13H63V15H61V16H63V20H61L62 18H60V19H58V18H56V19H54V17L52 18V17H50V18H52L51 20L53 21V19H54V21L56 20V24H55V22H54V24L56 25V28L58 27V26H62L63 27V21H64V19H66V21L67 22H69V29H68V32H67V34L66 35H63L62 37L66 40V42H67V46H66V48L64 49V50H61V53H60V55H58L57 56V61H58V63L59 64H56V65H58V66H61V68L58 70V69H56L55 67L54 68H52V71H51V69H49V68H51L53 65L50 63V66H49V62H48V68H46V64H45V60L47 59L48 60V58H49V56L48 55H46L45 56V54L46 53H42V52H44V50H46V49H44L45 47H43L42 48V46H38V44L40 45V43H38V44H36L34 47H33V49H31V56L28 58V62H26L25 64H26V66H27V70H30V71H32V75H31V81L30 82H27V84L25 85V84H23V88H22V90H21V88H19L18 90H16L15 89V91H17V92H14V89H13V93L14 94H16V96H20L21 98H22V95L21 94H23V96H24V99L22 100L21 99V102H20V106L21 107H23V108H20L19 109V112L17 111V114L15 115V116H13V117H11V118H9V121L11 122V124L12 125H10V122L8 121V120H6L8 117L6 116V111H3L2 109V111H3V113H2V111H0L1 113H0V136H5L3 133L4 132H2L3 131V129H5L6 127H8V126H13L14 127V130H11L10 131V128H8V132H7V135H8V137H11L12 138V141H10L9 142V144L8 145H6L5 147L3 146V144L4 143H2L1 142V144H2V146H3V148L1 149L0 148V160H1V162H0V164L2 163V162H4L3 164H4V166L3 165H0V184H2V185H5L4 184V182L6 183V186L7 185H10L11 186V188H12V180H10V178L11 177H9L11 174V170H12V168H11V166L9 165V164H11V163H8V162H10L11 161V159H9L8 160V157L9 158H11L10 156H12V155H9V153H11L9 150V147L11 146V148H13L14 146H15V148H13V150L15 149V150H18L17 151V154H16V152L14 153V155H16L17 157H18V152L19 151H21V153H22V151H25L26 152V155L27 154H29L30 155V157H27L26 155H24V154H22V156H23V158H21V159H23V161H21V162H24L26 165H24V167L25 168H27L28 169V177L34 182V184H36L37 186H39L40 188H39V192H38V194H39V198H40V201H42L41 203H43V207H42V209L41 210H39V209H37V210H39V211H37V210H35V212H37V213H32L31 215H30V217L28 218L27 217V220L29 219V223H27V224H29L30 226L29 227H31V229L33 230V232L35 233V236L37 237V240L39 241V243H41L40 245L42 246L43 245V247H45L46 246V248L49 246V247H52V250L54 251V248L56 249L55 251H56V255H57V253L58 252H61V253H59L57 256H60L61 254V256H60V258L62 257V259L60 260V259H58V257H54V258H56V259H54V260H58V261H50V260H46L45 258H49V255H48V257L44 254V253H46V252H44L43 254H44V256H45V258L44 257H40L41 255H39V253H38V255H39V257L40 258H38L37 260L38 261H34V259H33V263H35V262H37V264H78V260H79V258H78V254H80L81 253V251L78 253V251H77V249H79L78 247V240L77 239H75L74 237H73V235L74 236H76V238H78V239H81V240H84L85 241V243H90V244H96V245H98L99 247H101V246H104L103 244L108 240L109 241V244L111 243L112 245H114L115 244V246H113V247H116V244L118 245V247H120V248H122V250L120 249L119 251L120 252H122V254H120V255H122V257H121V259H122V261L121 260H119L120 262H123L124 263V259H126L127 257H126V255L128 256V260L126 259V261L128 262L129 261V259H131L132 258V260H130L129 261V263L130 264H134V263H137L138 261L137 260H139V263L138 264H162V262H163V264H166V263H164V259L161 257V254H159L158 253V250L160 251V249H158V248H164L165 249V247H164V245H163V243H164V241L166 240V237H167V234L168 233H170L169 231H170V227H171V225H173L172 224V219H171V221H169L168 220V218H169V216H168V214H166L167 215V220H165L166 218L165 217H163V219L161 218L159 221H158V218H156V216H157V214H158V211L156 210V209H153L155 206V204H153V207L151 208V207H148V208H146V207H142V208H139V209H137L138 207H139V205H138V207H136V208H133L132 209V211L134 210V212H136V213H140L141 215H140V217H138V216H135V215H133L132 213V215L133 216H135V218L137 217V219H130V220H133V221H130L129 219H125L124 218V216H122L124 213H122V212H120V211H122L121 209H119L118 208V206L116 205V211L115 212H113V211H111V212H113L112 213V217H111V215H110V211H106L105 210V208L106 207H104V209L103 208H100V207H95L94 208V206H93V208H91V202H92V197H95L96 195H92L91 193V191H92V185H91V187H87V185L88 184H86L85 185V187L84 188H81L80 189V187H79V184H75L74 185V192H78V191H81L84 195H85V197H86V199L87 200H89V206L90 207H87L88 205L87 204H84L86 207H83V206H80V207H77L76 205H74V204H70V195H71V193L70 192H72L73 190H71V188H72V185H71V188L69 187L70 186V183H78V181H72L71 179H69L68 177H67V175H66V173L61 169V171H59L58 173H54L55 172V170L53 169V166H52V164L51 163H49L48 161H46V160H44V158L42 157V149H41V147H40V144L37 142V140H36V133H37V131H40V125H41V123H42V120H43V118H44V115H45V111H44V109L46 108H44L43 109V106H44V104L43 103H45L47 100H50L49 102H52L51 100H53L54 99V111H53V113H54V115H55V117H57L58 118V120H59V124L61 123V122H65V124L67 125V127H68V129H70V132H66L67 134H68V136H67V140L65 141V145L63 146V147H61L60 145H59V141H57V143H58V145L60 146H58L57 144H56V146H55V142H54V138H53V142H54V144L53 143H51L52 141H50V140H52V139H48L49 138V136H48V138H46V140L47 141H49L50 143H48L47 141V143L48 144H46L45 143V141H44V143L46 144V145H49L50 144V147H49V151H51V153L55 150V152H53L52 154L50 153V156L51 155H56L57 156V154H58V158H59V155L60 156H62V157H64L65 159L67 158L68 160H67V162L69 161V160H72L73 162L75 161V159L76 158H79V155H81V157H83V159H84V161H85V157L84 156H87V155H89V157H90V155L92 156V154H91V151L89 150V148H90V146H89V144H88V142H87V144H86V142H85V140H83L82 139V136H80L81 134L78 132V126L79 125H81L80 124V120L78 119L77 121H72L70 118L71 117H69L68 116V108H66V101H65V98H64V96L66 97L67 95L65 94V93H63V92H66L67 91V93H68V90L70 91L71 90V92L73 93V92H76V95L78 96V94H79V96H81L82 97V91H83V88L82 87H84L87 83H88V81H90V78H91V76H92V71H90V68H88V63L86 64V66H85V64H83V58H84V52H85V50L87 49V51L88 50H91V48L93 47V44H94V46H95V41L97 40V38L99 37L98 35V37L96 38V36H94V34H92L93 32H95L96 31V33H98V31H99V28H100V30H105L106 28L108 29V25L109 24H107V26L108 27H106V26H104V24H106V23H104L105 21H106V17L108 16V14H107V16L105 15V17L104 16H102V15H104L103 13H102V15H101V8H98V4H100V2H101V5H102V3L104 2V0H97L99 3L97 4V6L95 7L93 4H92V2H91ZM119 1V0H118ZM126 1H130V0H126ZM131 1H134L135 2V0H131ZM139 1H141V2H139ZM139 1H136V3H138L139 4V9H137L135 6H137L138 4H133L134 5V7H133V10L136 12L137 11V13L139 14L140 13V15L142 14V16H141V21H142V29H143V27H145L144 29H146L144 32H149L150 33V35H149V33L147 34V35H149V37L150 36H152L151 34H158V38H160L161 39V36L162 35H160V34H163L162 32H164L165 31V33H168L173 27H174V25L172 26V27H170V30L168 29V27L170 26H168V22H170V20H168L169 18H171L172 16H174L175 17V19H176V16H178V14L177 13H179V12H177V10L176 9H179L180 10V8H182V7H180V3H182V2H186L187 0H184V1H180V2H178L179 4V7L180 8H176L174 11H176L174 14H177V15H171V17L169 16V14H168V10H166L167 8H165V5H164V3H163V5L164 6H162V8H164L167 12H165V13H163L164 11L162 10V8H161V4L159 3V6L157 7V5H156V9H158V8H160L161 9V11H162V13L165 15L166 13L168 14H166L167 16V18H164V15L162 14V15H160L162 18L161 19H163V22L161 23L160 22V20L161 19H159V22L161 23V25L163 24V28H167V30H169V31H167L166 32V29H163L164 31H162V30H159V29H161L162 27H161V25H160V23H159V25H153L155 22H156V19H155V22H153L154 20V18L156 17V16H154L157 12H155V13H153V11L151 10V9H154V4H155V2H153V1H151V3H150V0H139ZM171 1V0H170ZM176 1V0H175ZM191 1V0H190ZM193 1V0H192ZM202 1V0H201ZM217 1V0H216ZM222 1V0H221ZM228 1H230V0H228ZM233 1V0H232ZM232 1H230V3H233ZM253 0H251L250 2H252ZM3 2V1H2ZM5 2V1H4ZM3 2V3H4ZM10 2V3H11ZM20 2H21V0H20ZM22 2H23V0H22ZM35 2V1H34ZM48 0L46 1V0H38L37 2H35L36 4L38 3L39 5V12L41 13V11L43 10V7L45 8V10H47V12H48V15L50 14L49 13V8H47L48 6H49V4H48ZM52 2H54V0H52ZM51 2V3H52ZM61 2H60V4H61ZM116 3H117V0L115 1ZM114 2V5L116 4ZM123 4H122V3ZM159 2V1H158ZM177 2V1H176ZM200 2V1H199ZM198 2V3H199ZM203 2V1H202ZM206 2V1H205ZM205 2H203V4H205ZM210 2H211V0H210ZM238 2V1H237ZM236 2V3H237ZM240 2H245L244 0L243 1H241L240 0ZM247 2H249V0L247 1ZM254 3L256 2V1H253ZM251 3L252 4V6H256L255 4L257 3ZM259 2L260 1H258V3H257V5L259 4ZM24 3V2H23ZM23 3H22V5H23ZM25 3H28V7L27 8H25V10H23V12L25 13V16H26V21L27 22H29V23H27L26 21H24L25 23L24 24H22V22H23V19H22V22H21V25H22V27H20L21 29H18V30H22L23 32L25 31V32H28L29 34H30V31H31V29L32 28H34V26L32 25V22H34L35 20H37L36 21V23L39 21V19L41 18V15H40V18H39V12H37L36 13V11H38V10H36L34 7L36 6V4H35V6L33 5V2H31V0H27V2H25ZM46 3L48 4L47 5V7H45V5H46ZM58 3V2H57ZM66 3V2H65ZM64 3V4H65ZM125 3V4H124ZM129 2H123V0H120L117 4H119V6H122V5H125L126 6V4H127V6L129 5L128 4ZM153 3V4H152ZM187 3H188V1L186 2V3H182V5L184 4H186V6H187ZM192 3V2H191ZM197 3V1H196V4H198ZM208 3V2H207ZM213 3V2H212ZM211 3V5H212V8H214L215 6H213V4ZM229 3V2H228ZM239 3V2H238ZM237 3V4H238ZM29 4H32V5H29ZM63 4V5H64ZM117 4H116V6H117ZM156 4H158V3H156ZM201 4V2L199 3V6H201L200 5ZM203 4H202V6H203ZM248 4V3H247ZM66 5V4H65ZM174 5H176V7H178V5L177 4H174ZM181 5V6H182ZM211 5H210V7H211ZM215 5V4H214ZM239 5H241V3L239 4ZM243 5V4H242ZM244 5H246L245 3H244ZM7 6H9V5H7ZM7 6H6V11H7ZM25 6V5H24ZM62 6V5H61ZM126 6V7H127ZM130 6H131V3H130ZM152 6V7H151ZM154 6V7H153ZM168 6V5H167ZM186 6L184 7V8H186ZM196 6V5H195ZM201 6V7H202ZM232 6V5H231ZM50 7V6H49ZM99 7H100V5H99ZM175 7V6H174ZM173 6L172 7H170V10L169 11H171L172 9L171 8H174ZM193 7V6H192ZM197 7V6H196ZM195 7V8H196ZM205 7V6H204ZM204 7H202V8H200V11L202 10H204ZM209 6H208V8L206 7V9H208L207 11L208 12H212V10H211V8H210ZM218 7V6H217ZM216 7V8H217ZM55 8V7H54ZM127 8H129V7H127ZM132 8V7H131ZM198 8V7H197ZM196 8V9H197ZM253 8H255L256 9V7H252V10H253ZM1 9H4V4H3V8H2V6H1ZM38 9V8H37ZM65 9V8H64ZM98 9H101V10H99L98 11ZM136 9V10H135ZM192 9V8H191ZM190 9V10H191ZM199 9V8H198ZM12 10V9H11ZM44 10V11H45ZM132 10V9H131ZM155 10V9H154ZM159 10V9H158ZM183 10V9H182ZM236 10V9H235ZM2 11V10H1ZM14 11V10H13ZM44 11H42V14L44 13ZM119 11H120V8H119ZM134 11H132L133 13H135ZM139 11H141V12H139ZM151 11H152V14H154L153 16L151 15ZM181 11V10H180ZM206 11V12H207ZM239 11V10H238ZM248 11H250V10H248ZM253 11H255V10H253ZM10 12V11H9ZM114 12H116L115 10H114ZM132 12H131V14H132ZM160 12V11H159ZM172 12V11H171ZM181 12H183V11H181ZM190 12V11H189ZM189 12L187 13V15L189 14ZM245 12V11H244ZM244 12H242V13H244ZM5 14L4 15H7V13L8 12H4ZM98 13H100V14H98ZM111 15H114V13H113V10L111 11ZM118 13V12H117ZM117 13H115V14H117ZM191 13H192V11H191ZM214 12H212V15H215V14H213ZM246 13V12H245ZM252 14H250L251 16L255 13V12H251ZM15 14V13H14ZM126 14V13H125ZM128 14H130V13H128ZM160 14V13H159ZM159 14H156V15H159ZM203 14V13H202ZM206 14H208V13H206ZM46 15V13L44 14V16ZM101 15V16H100ZM191 16H192V14H190ZM200 15H201V13H200ZM210 15V13L208 14V16ZM245 15V14H244ZM249 15V16H250ZM255 15V14H254ZM254 15L252 16V17H254ZM3 16V15H2ZM1 16V17H2ZM11 16H13V13H11ZM10 16V17H11ZM19 16V15H18ZM50 16V15H49ZM49 16L46 18V16L45 17H43L44 18V21H46V19H48L49 18ZM115 16V15H114ZM113 16V17H114ZM181 16V15H180ZM199 15L197 14V17H198ZM217 16V15H216ZM215 16V17H216ZM7 17V16H6ZM99 17V18H98ZM102 17H103V19H102ZM152 17H154V18H152ZM186 17V16H185ZM184 17V18H185ZM190 17V16H189ZM193 17V16H192ZM192 17H190L191 18V21H192V19H194V18H192ZM212 17V16H211ZM211 17H210V19H211ZM214 17V18H215ZM242 17V16H241ZM50 18H49V22H50ZM97 18H98V20L99 19H101V22H99V21H97ZM108 18H111V17H108ZM118 18V17H117ZM122 17H120V19H121ZM158 18H160L159 16H158ZM196 18V17H195ZM200 18V17H199ZM198 18V19H199ZM206 17H204V22L203 23H206L205 22V20H208V19H205ZM226 18V20H229V19H227V17H225ZM2 19V18H1ZM19 19V18H18ZM17 19V20H18ZM24 19V20H25ZM136 21H138L136 18H134ZM152 19V20H151ZM164 19H166V21L164 22ZM183 19V18H182ZM218 19H219V17H218ZM256 19V18H255ZM4 20H6V18L4 17ZM3 20V21H4ZM59 20V21H58ZM105 20V21H104ZM108 20V19H107ZM110 20V19H109ZM128 19H126V21H127ZM168 20V21H167ZM171 20H172V18H171ZM185 20V19H184ZM186 20H187V24H189L188 23V17L186 18ZM212 20H213V18H212ZM41 22H39L40 24L38 25V30L39 31H37V32H39L38 34H37V38L40 40V41H42L43 40V38L44 37H46V34H48L49 35V32L50 33H52L53 32V30H54V32H56L55 30H56V28L55 27H51V25H46V23H44V21H42V18H41V20H40ZM65 21V22H66ZM104 21V22H103ZM110 21H112V20H110ZM109 21V22H110ZM116 21L118 22V20L116 19ZM174 21H176V20H174ZM183 21V20H182ZM190 21V22H191ZM198 21V20H197ZM201 21H202V18H201ZM209 21V20H208ZM213 21H217V20H213ZM219 21V20H218ZM14 22H15V20L11 17L10 18V20H9V22H8V24L6 25L7 26V28H6V30L7 29H10L11 27H13V25H14ZM48 22V24H50ZM102 22H103V28H102ZM116 22V23H117ZM125 22V21H124ZM178 22V21H177ZM230 21H228L227 23H229ZM20 23V22H19ZM133 22H131V24H132ZM137 23V22H136ZM135 23V24H136ZM141 23V22H140ZM153 23V24H152ZM164 23L166 24V26L164 25ZM172 23V22H171ZM170 23V24H171ZM176 23V22H175ZM193 23V22H192ZM194 23L196 24V21H194ZM193 23V24H194ZM199 23V22H198ZM197 23V24H198ZM213 24H215V22H212ZM226 23V24H227ZM231 23V22H230ZM122 24H123V26H124V23L122 22ZM138 24H139V22H138ZM138 24H136V26L138 27L139 25ZM184 24H186L185 23V21H184ZM186 24V26H190L191 27V29H190V27H189V29L192 31V26H191V24L190 25H187ZM192 24V25H193ZM206 24H208V22L206 23ZM206 24H205V26H206ZM118 25V24H117ZM125 25H126V22H125ZM172 25V24H171ZM200 25V24H199ZM199 25H197V27L199 26ZM245 25V24H244ZM250 26H252L251 24H249ZM20 26V25H19ZM50 26V28H48ZM111 26V25H110ZM119 26V25H118ZM135 26V25H134ZM136 26H135V28H136ZM157 29V30H159V32L160 31H162V32H160V34H159V32L156 30V29H154V30H156L157 32L156 33H154L155 31H153V28L154 27ZM157 26H158V28H157ZM160 26V27H159ZM168 26V27H167ZM205 26L203 27L204 29H206L205 28ZM212 26V25H211ZM220 26V25H219ZM223 26V25H222ZM233 26H235V25H233L232 24V27ZM247 26V25H246ZM128 27H129V29H130V25H128ZM140 27V26H139ZM188 27H186V28H188ZM200 27L202 28V26L200 25ZM200 27L198 28V29H200ZM215 27V26H214ZM214 27H212L213 29H214ZM218 27V26H217ZM217 27L215 28V29H217ZM221 27V26H220ZM2 28V27H1ZM105 28V29H104ZM115 28V27H114ZM121 28H123V27H121ZM177 28H179V27H177ZM177 28H176V32H178V33H180L181 32V30H182V28L179 30V31H177ZM196 28V27H195ZM202 28V29H203ZM208 28V27H207ZM211 28V27H210ZM224 28V27H223ZM226 28V27H225ZM230 28V27H229ZM236 28V27H235ZM234 28V29H235ZM127 29V28H126ZM133 29V28H132ZM141 29V28H140ZM197 29V30H198ZM212 29V31H214ZM219 29V28H218ZM217 29V30H218ZM231 29V28H230ZM238 29V28H237ZM253 29V28H252ZM98 30V31H97ZM108 30H110L111 31V28H109ZM135 30H137V29H135ZM185 29L183 28V30L182 31H184ZM196 30V31H197ZM207 30V29H206ZM209 30V29H208ZM207 30V31H208ZM211 30V29H210ZM216 30V31H217ZM219 30H221V29H219ZM238 30H240V29H238ZM67 31V30H66ZM66 31H65V33H66ZM102 31H100V33H102ZM113 31V30H112ZM111 31V32H112ZM123 31V30H122ZM125 31H127V30H125ZM132 31H134V29L132 30ZM139 31V30H138ZM224 31H226V29L224 30ZM7 32V31H6ZM104 32L105 31H103V34H104ZM111 32H110V35L112 36V34H111ZM134 32H136V31H134ZM141 32V31H140ZM143 32V34L145 35V33ZM174 31L173 30H171V33H173ZM186 32V31H185ZM199 32V31H198ZM205 32V31H204ZM204 32L202 31V33L204 34ZM210 32V31H209ZM221 32L222 33H224L223 32V30H221ZM238 32H240V31H238ZM14 33V32H13ZM109 33V32H108ZM107 33V34H108ZM113 33V32H112ZM138 33V32H137ZM142 33V32H141ZM138 34L137 36H139V35H142V34ZM171 33H169V35L171 34ZM178 33H176V34H178ZM192 33V32H191ZM217 33H219V31L217 32ZM221 33V34H222ZM241 33V32H240ZM7 34V33H6ZM56 34V33H55ZM99 34V33H98ZM116 34V33H115ZM186 34V33H185ZM198 34H200V32L198 33ZM18 35V34H17ZM36 35V34H35ZM95 37V39H94V37ZM101 35V34H100ZM109 35V36H110ZM117 35H118V33H117ZM143 35V36H144ZM169 35L166 37L165 36V38L167 39V41L168 42H166L167 44H170V45H168V46H170V47H172V41L169 43V41H170V37H169ZM179 35V34H178ZM187 35H188V32H187ZM186 35V36H187ZM190 35V34H189ZM194 35V34H193ZM195 35H196V32H195ZM202 35V34H201ZM200 35V37H202ZM208 35V34H207ZM206 35V36H207ZM218 35V34H217ZM220 35V34H219ZM238 35V34H237ZM243 35V33H241L240 34V38L242 39V36ZM30 36H32V35H30ZM108 36V37H109ZM114 36V35H113ZM112 36V37H113ZM133 36V35H132ZM136 36V37H137ZM173 35H171V37H172ZM175 36V35H174ZM182 37L183 36H185V35H181ZM198 36V35H197ZM205 36V37H206ZM209 36V35H208ZM245 37H246V35H244ZM249 36V35H248ZM10 37V36H9ZM13 37H15V35L13 36ZM17 37V36H16ZM29 37V36H28ZM50 37V40L52 39L51 38V36H49ZM55 37V36H54ZM101 37V36H100ZM105 37V36H104ZM115 37H116V35H115ZM114 37V38H115ZM135 37V36H134ZM133 37V38H134ZM146 37V36H145ZM153 37V36H152ZM155 37V36H154ZM153 37V38H154ZM156 37V38H157ZM195 37L196 36H194L193 37V41H195V40H197V39H195ZM200 37L198 36L197 38H199L200 39ZM204 36L202 37V38H205ZM245 37H244V39H245ZM0 38H1V36H0ZM6 39L5 40H7V41H4V44H5V42L8 44V39H7V37H5ZM140 38H142V37H140ZM139 38V40H141ZM151 38V37H150ZM162 38H164V35H163V37ZM177 38H179V36L177 37ZM184 38V37H183ZM187 38V37H186ZM11 39V38H10ZM28 39V38H27ZM54 39V38H53ZM94 39V40H93ZM111 39V38H110ZM149 38H147V40H148ZM169 39V40H168ZM180 39V38H179ZM182 39V38H181ZM198 39V40H199ZM208 39V38H207ZM206 39V41L207 42H204L205 41V39H203V40H201L202 42H204V43H207L206 44V46L208 45V46H210V44H208V40ZM248 39V38H247ZM246 39V40H247ZM12 40V39H11ZM109 40V39H108ZM114 40H116V39H114ZM133 40V39H132ZM135 40H138V39H135ZM134 40V41H135ZM146 40V39H145ZM176 40V39H175ZM184 40H185V38H184ZM187 40V39H186ZM186 40H185V42H186ZM190 40H191V38H190ZM197 40V41H198ZM22 41V40H21ZM102 41V40H101ZM112 41V40H111ZM110 41V42H111ZM150 41H152V39L150 40ZM149 41V42H150ZM154 41H155V38H154ZM160 41V40H159ZM164 41H165V39H164ZM177 41V40H176ZM27 42V41H26ZM28 42H29V39H28ZM93 42H95V43H93ZM116 42V41H115ZM148 42V41H147ZM156 42L157 41H155L154 43L156 44ZM162 42H163V39H162ZM178 42H181V41H178ZM184 42V41H183ZM182 42V44H184ZM30 43V42H29ZM47 43V42H46ZM49 43H50V41H49ZM49 43H47L48 44V49H49ZM122 43V42H121ZM131 43V42H130ZM142 43V42H141ZM150 43H152V42H150ZM149 43V44H150ZM164 43V42H163ZM166 43H164L163 45L165 46L166 45ZM1 44V43H0ZM6 44V45H7ZM31 44V43H30ZM137 44H140V43H137ZM136 44V45H137ZM172 44V45H171ZM175 44V43H174ZM178 44V43H177ZM189 44V43H188ZM195 44H197V42L195 43ZM131 45V44H130ZM136 45L134 46L133 44H132V50H134V48H136ZM142 45V44H141ZM148 45V44H147ZM147 45H146V43H144L143 42V45L140 47L141 48V50L144 48V47H146L147 48ZM161 45V44H160ZM162 45V46H163ZM179 45V44H178ZM205 45V44H204ZM9 46V45H8ZM11 46V48L13 47L12 46V44L10 45ZM30 46V45H29ZM44 46H45V41H44ZM54 45L53 44H51V47H53ZM112 46V45H111ZM118 46H119V44H118ZM121 46V45H120ZM119 46V47H120ZM138 46V45H137ZM140 46V45H139ZM139 46L137 47V49L139 48ZM163 46V47H164ZM167 46V47H168ZM180 47V49L179 50H181V52L177 49V47H176V45H175V48H176V50H175V48H174V50L178 53V51H179V54H180V56H178V58H177V56H175L177 59H179V57H180V59H181V55H182V57H183V55L185 56V57H188V55H187V53L188 52H190V51H188L187 52V50H188V48H186V47H184L183 45H182V47H184V48H182L181 47V45H179ZM187 46V45H186ZM198 46V45H197ZM197 46H195V48H197ZM1 47H5V46H3V44H1ZM7 47V46H6ZM55 47V46H54ZM53 47V48H54ZM143 47V48H142ZM192 47H193V45H192ZM10 48V49H11ZM53 48H51L52 50L51 51H54L53 50ZM94 48V47H93ZM139 48V49H140ZM169 48V47H168ZM185 48L187 49L186 50V55L185 54H183L184 53V51H185ZM209 48V47H208ZM9 49V50H10ZM42 49H44L43 51H42ZM55 49H56V47H55ZM103 49V48H102ZM128 49H129V47H128ZM155 49H156V46H155V48H154V52H155ZM157 49H158V47H157ZM184 49V50H183ZM199 49V48H198ZM197 49V50H198ZM57 50V49H56ZM55 50V51H56ZM123 51H125V54L127 53L126 51H127V49L126 50H124V48L122 49ZM131 50V49H130ZM130 50H129V53H130ZM145 52H146V50H145V48L143 49ZM147 50H148V48H147ZM163 50H164V48H163ZM191 50L193 51L194 49L193 48H191ZM29 51V50H28ZM46 51H48V50H46ZM55 51L52 53L53 54V56H55L54 55V53H55ZM113 51V50H112ZM166 51H167V48H166ZM171 52H172V48H171V50H170ZM169 51V52H170ZM195 51H196V49H195ZM194 51V52H195ZM199 51V50H198ZM198 51H196V53L198 52ZM60 52V51H59ZM59 52H57V53H59ZM132 52V51H131ZM135 52V51H134ZM133 52V53H134ZM136 52H140V50L138 51H136ZM150 52H152V50L150 51ZM153 52V53H154ZM174 52V51H173ZM205 52V51H204ZM104 53V52H103ZM124 53V52H123ZM123 53H122V55H123ZM153 53H151V54H153ZM156 53H159L158 51L156 52ZM192 53V52H191ZM52 54H51V56H52ZM124 54V55H125ZM141 54H142V51H141ZM140 54V55H141ZM146 53H144L143 52V56L142 57H146V56H144ZM162 54H165L166 55V53H165V51L164 52H162ZM161 54V55H162ZM167 54H168V51H167ZM174 54V53H173ZM178 54V55H179ZM190 54V53H189ZM195 54V53H194ZM194 54H190V60L192 61V58H191V55H194ZM197 54H199V52L197 53ZM209 54V53H208ZM121 55V56H122ZM126 55H128V54H126ZM135 55V54H134ZM134 55H131V56H134ZM138 55V54H137ZM149 55V54H148ZM147 55V56H148ZM160 55V56H161ZM171 55V54H170ZM170 55H169V57H170ZM176 55V54H175ZM196 55V54H195ZM195 55H194V57H195ZM12 56V55H11ZM50 57V58H53V59H51V60H54L56 57ZM139 56V55H138ZM152 56H154L155 57V54H153ZM163 56V55H162ZM161 56V57H162ZM173 55H171V57H172ZM196 56H198V55H196ZM125 57V56H124ZM170 57V58H171ZM17 58V57H16ZM33 59V61L32 62H29L30 61V59ZM126 58V57H125ZM129 58H130V56H129ZM132 58V57H131ZM159 58V57H158ZM157 58V59H158ZM169 58V59H170ZM175 58V59H176ZM123 59V58H122ZM127 59H128V57H127ZM156 59V60H157ZM174 58L172 59L173 60V64H176V62H177V59H176V61L174 62V60H175ZM179 59V60H180ZM186 59V58H185ZM187 59H189V58H187ZM186 59V60H187ZM119 60V59H118ZM124 60H126V59H124ZM124 60H123V62H124ZM129 60V59H128ZM132 60V59H131ZM172 60H170V61H172ZM178 60V61H179ZM27 61V60H26ZM56 62V61H55ZM126 62V61H125ZM157 62V61H156ZM121 63H122V61H121ZM178 63V62H177ZM30 64H32V65H30ZM54 64V65H55ZM129 64V63H128ZM172 64V65H173ZM55 65V66H56ZM127 65V64H126ZM156 65V64H155ZM57 66V67H58ZM128 66V65H127ZM176 65H174V68H176L175 67ZM21 67V66H20ZM24 67H25V65H24ZM178 67V66H177ZM4 68H6V65H5V67ZM13 68V67H12ZM126 68V67H125ZM151 68H152V66H151ZM188 68H191V67H188ZM3 69V68H2ZM2 69L0 70V73H1V71H2ZM18 69V68H17ZM6 70V69H5ZM54 71H57V73L56 74H58L57 75V85H58V87L60 88V89H62V93H59L57 90H56V87H55V81H52V83L54 84H52V86H53V88H49V85H50V83L51 82H49V84L48 85H46V82H47V77L49 76L48 74H49V72H52L51 74L54 76ZM103 71V70H102ZM149 71V70H148ZM188 71V70H187ZM195 71V70H194ZM10 72H13L12 70H10ZM23 72H24V70H23ZM79 72H81V78L79 77H77V76H79ZM147 72V71H146ZM179 72H181V71H179ZM184 72V71H183ZM190 72V71H189ZM4 73V71H2V74ZM20 73H22V72H20ZM108 73V72H107ZM106 73V74H107ZM149 73V72H148ZM154 73H155V71H154ZM153 73V74H154ZM176 73L178 74V72L176 71ZM186 73V72H185ZM109 74V73H108ZM150 75V73H149V75H148V77L147 78H154V79H156L155 78V76L154 75H156V74H154V75ZM180 74V73H179ZM179 74H178V76H179ZM194 74V73H193ZM203 74V73H202ZM183 75H185L184 73H183ZM5 76H7V75H5ZM23 76V75H22ZM22 76H21V78H22ZM110 76V75H109ZM112 76V75H111ZM181 76V75H180ZM179 76V77H180ZM19 77V76H18ZM51 78H53V77H51ZM105 78V77H104ZM119 78V77H118ZM147 78H146V80L145 81H147ZM149 78V79H150ZM151 78V79H152ZM183 78H185V77H183ZM182 78V79H183ZM108 79V78H107ZM151 79L149 80L150 81V84H154V83H158V81L157 80H154V79H152V81H151ZM191 79V78H190ZM190 79L188 80V82H190ZM17 80V79H16ZM49 80H50V77H49ZM54 80V79H53ZM103 80V79H102ZM125 80V79H124ZM142 80L144 81V78H142ZM185 80H186V78H185ZM13 81H14V79H13ZM95 81V80H94ZM94 81H92V83L94 82ZM100 81V80H99ZM118 81V80H117ZM144 81V82H145ZM155 81V82H154ZM192 81V80H191ZM204 81V80H203ZM238 81V80H237ZM96 82V81H95ZM141 82V80L139 81V83ZM242 82V81H241ZM20 83V82H19ZM45 83V88H44V94H45V92H47V88H46V86L50 89V91H49V95H48V97H46L45 95L44 96H42L43 97V99L41 98V94H42V85ZM83 83V84H82ZM108 83V82H107ZM125 83H126V81H125ZM148 83V82H147ZM213 83V82H212ZM18 84V83H17ZM16 84V85H17ZM100 84H101V82H100ZM109 84V83H108ZM146 84V83H145ZM145 84H141L142 85V88L141 89H144L143 88V86H145ZM149 84V83H148ZM150 84H149V86H150ZM242 84V83H241ZM240 84V85H241ZM25 85V86H24ZM102 85H105V84H102ZM122 85V84H121ZM124 85V84H123ZM243 85V84H242ZM245 85V84H244ZM18 86V85H17ZM51 86V85H50ZM89 86V85H88ZM125 86V85H124ZM138 86V85H137ZM148 86V87H149ZM156 86H158V84L157 85H152V87H155L156 88ZM100 87H102V86H100ZM104 87V86H103ZM105 87H107V86H105ZM127 87V86H126ZM159 87H160V85H159ZM159 87H157V88H159ZM245 87V86H244ZM249 87V86H248ZM18 88V87H17ZM145 88H146V86H145ZM155 88H154V90H155ZM173 88V87H172ZM183 88V87H182ZM121 89V88H120ZM132 89H134V88H132ZM153 89V88H152ZM3 90H5V89H3ZM90 90V89H89ZM130 90V89H129ZM151 90V89H150ZM154 90L152 91V95L154 94L153 92H154ZM160 90H161V88H160ZM159 90V94H160V92H162V91H160ZM175 90H177V89H175ZM123 91V90H122ZM142 91H144V90H142ZM141 91V92H142ZM151 92V91H150ZM155 92H157V90L155 91ZM176 92V91H175ZM48 93V92H47ZM47 93H46V95H47ZM131 93V92H130ZM144 93V92H143ZM146 93V92H145ZM158 93V92H157ZM156 93V94H157ZM13 94V95H14ZM65 94V95H64ZM70 94V93H69ZM68 94V95H69ZM142 94V93H141ZM151 94V93H150ZM158 94V95H159ZM162 94V93H161ZM240 94V93H239ZM6 95V94H5ZM10 95H11V93H10ZM13 95H11L10 97L12 98L13 97ZM64 95V96H63ZM76 95H75V97H76ZM107 95V94H106ZM134 95H136L135 94V92H134ZM144 95V94H143ZM151 95V96H152ZM7 96V95H6ZM114 97L113 96V94H110V97ZM130 96V95H129ZM128 96V97H129ZM139 96V95H138ZM154 96V95H153ZM161 96V95H160ZM163 96V95H162ZM239 96V95H238ZM15 97V96H14ZM13 97V98H14ZM19 97V98H20ZM68 97V96H67ZM66 97V98H67ZM97 97H99V96H97ZM108 97V96H107ZM110 97H108V98H110ZM127 97V98H128ZM132 97V96H131ZM144 97V96H143ZM10 98V99H11ZM73 98V97H72ZM108 98H106L107 100H108ZM130 98V97H129ZM150 98V97H149ZM149 98H147L148 100H149ZM68 99H70L71 100V98H70V96H69V98ZM74 99V98H73ZM104 99V98H103ZM122 99V98H121ZM145 99V98H144ZM151 99V98H150ZM155 99V98H154ZM226 99V98H225ZM229 99H231V98H229ZM13 100V99H12ZM46 100V101H45ZM90 100V99H89ZM97 100V99H96ZM113 100H115V99H113ZM120 100V99H119ZM133 100H135V99H133ZM139 100H140V98H139ZM151 100H153V98L151 99ZM164 100V99H163ZM165 100H166V98H165ZM239 100V99H238ZM2 101V100H1ZM8 102H9V99L7 100ZM72 101V100H71ZM74 101H75V99H74ZM73 101V102H74ZM99 101V100H98ZM143 101V100H142ZM145 101V100H144ZM154 101H156V100H154ZM158 101V100H157ZM10 102H12V101H10ZM72 102V103H73ZM107 102V101H106ZM137 102H139V101H137ZM151 102V101H150ZM3 103V102H2ZM69 103V102H68ZM75 103V102H74ZM74 103H73V105H74ZM99 105H98V109L97 110H100L101 109V107L102 106H105V103L104 102H101V104H100V102H97ZM102 103H104L103 105H102ZM154 104H152L154 107H156L158 104H162L161 103V101H159L158 103L157 102H153ZM157 103V104H156ZM225 103V102H224ZM230 103H231V100H230ZM233 103V102H232ZM232 103H231V105H232ZM239 103V102H238ZM1 104V103H0ZM4 104H6V103H4ZM50 104V103H49ZM53 104V103H52ZM86 103H84V104H82V105H85ZM95 104V103H94ZM93 104V105H94ZM116 105V104H115ZM127 105V104H126ZM139 105V104H138ZM148 105V104H147ZM146 105V106H147ZM217 105V104H216ZM89 106V105H88ZM87 106V107H88ZM92 106V105H91ZM142 106V105H141ZM145 106V107H146ZM151 106V105H150ZM150 106H149V109H148V106H147V108L145 109V107H144V110L142 109L141 111H144V117H146V115H148L147 116V118H150V119H146V118H142L141 119V117H143V112H142V115H141V117H140V120H145L146 122L147 121H150V120H154V119H152V115H149L148 114V111H150L151 112V110L154 108H150ZM160 106H162V105H160ZM163 106H164V103H163ZM162 106V107H163ZM199 106V105H198ZM69 107V106H68ZM74 107L75 106H73V110H76V112H78L77 111V109H78V106H76L77 107V109H76V107H75V109H74ZM90 107V106H89ZM96 107V106H95ZM95 107H94V109H95ZM124 107V106H123ZM158 108H160L159 106H157ZM162 107H161V109H162ZM214 107V106H213ZM222 107V106H221ZM220 107V108H221ZM224 108H226V106H223ZM232 108L233 107H235L234 105L233 106H231ZM236 107H238V106H236ZM50 108V107H49ZM53 108V107H52ZM52 108H50L49 109V112H51V110H52ZM85 108V107H84ZM158 108H155V110L156 111H154V110H152V112L154 111V112H158L159 113V111H157V109ZM206 108V107H205ZM219 109V107H217L216 106V109ZM228 108V107H227ZM239 108V107H238ZM237 108V109H238ZM92 110L91 109V111H93V112H96L95 110ZM105 109V108H104ZM111 109V108H110ZM118 109V108H117ZM125 109V108H124ZM129 108L127 107V110H128ZM137 109V108H136ZM207 109V108H206ZM236 108H234V113L237 111V110H235ZM240 109V108H239ZM21 110V111H20ZM87 110V112H90V115H91V111H90V109H86ZM89 110V111H88ZM102 110V109H101ZM100 110V111H101ZM160 110V109H159ZM214 110V109H213ZM221 110H223L222 108H221ZM230 110V109H229ZM231 110H233V109H231ZM230 110V112L229 113H233V111H231ZM100 111H98L99 113H100ZM103 111V110H102ZM101 111V112H102ZM108 111V110H107ZM110 111V110H109ZM112 111V110H111ZM110 111V112H111ZM115 111V110H114ZM121 111V110H120ZM124 111V110H123ZM227 111V109L226 110H223V112H226ZM5 112V113H4ZM86 112V113H87ZM92 112V113H93ZM98 112H97V114H98ZM124 112H126V110L124 111ZM161 112V111H160ZM201 112V111H200ZM203 112V111H202ZM211 112V111H210ZM220 112V111H219ZM240 112V111H239ZM79 113H80V111H79ZM83 113V112H82ZM85 113V114H86ZM116 113V112H115ZM221 113V112H220ZM94 114H96V113H94ZM204 114V113H203ZM207 114H209V113H207ZM223 114H226V115H228V113H223ZM239 114V113H238ZM79 115V114H78ZM83 115V114H82ZM137 115V114H136ZM140 115V114H139ZM196 115V114H195ZM114 116V115H113ZM138 116V115H137ZM151 116V117H150ZM216 116V115H215ZM51 117H53V116H51ZM81 118H82V116H80ZM119 117H121V115L119 116ZM208 117V116H207ZM214 117V116H213ZM217 117V116H216ZM231 117V116H230ZM233 117V116H232ZM231 117V118H232ZM50 118V117H49ZM77 118V117H76ZM112 118V117H111ZM155 119H156V117H154ZM209 118V117H208ZM83 119V118H82ZM135 119V118H134ZM157 119H158V117H157ZM156 119V122H158L159 120H157ZM162 119V118H161ZM160 119V120H161ZM197 119V118H196ZM211 119V118H210ZM214 119V118H213ZM60 120H62V121H60ZM84 120V119H83ZM122 120V119H121ZM136 120V119H135ZM164 120H166V119H164ZM189 121H190V119H188ZM201 120H203V119H201ZM215 120V119H214ZM219 120H221V119H219ZM7 121H8V123H7ZM44 121H46V120H44ZM53 121V120H52ZM55 121V120H54ZM85 121V120H84ZM117 121V120H116ZM123 121H125V120H123ZM133 121V120H132ZM163 121V120H162ZM161 121V122H162ZM180 121V120H179ZM188 121V122H189ZM211 121H212V119H211ZM227 121V120H226ZM6 122V123H5ZM58 122V121H57ZM56 122V123H57ZM82 122V121H81ZM122 122V121H121ZM129 122V121H128ZM139 122H141V121H139ZM145 122V123H146ZM186 122V121H185ZM207 122H208V120H207ZM210 122V121H209ZM105 123V122H104ZM114 123H116V122H114ZM124 123V122H123ZM137 123V122H136ZM142 123H144L143 121H142ZM201 123V122H200ZM211 123V122H210ZM58 124V125H59ZM65 124H62L63 126L65 125ZM72 124V125H71ZM86 124V123H85ZM162 124L164 125L165 123H163L162 122ZM166 124H167V122H166ZM215 124V123H214ZM246 124V123H245ZM252 124V123H251ZM35 125V126H34ZM55 125V124H54ZM101 125V124H100ZM112 125V124H111ZM116 125V124H115ZM151 125V124H150ZM152 125H154L153 123H152ZM151 125V126H152ZM176 126H177V124H175ZM178 125H179V123H178ZM219 125H221V124H219ZM235 125V124H234ZM244 125V124H243ZM253 125V124H252ZM258 125V124H257ZM72 126V127H71ZM83 126V124L81 125V127H80V129L81 128H83L82 127ZM90 126V125H89ZM103 126V125H102ZM114 126V125H113ZM117 126V125H116ZM124 126V125H123ZM148 126V125H147ZM146 126V127H147ZM155 126H156V124L154 125V128H155ZM166 126V125H165ZM181 127H182V125H180ZM223 126H224V124H222V128H223ZM226 126V125H225ZM260 126V125H259ZM57 127V126H56ZM66 127V126H65ZM86 127V126H85ZM92 127V126H91ZM109 127V126H108ZM145 126L144 127H142V128H144V129H148V128H146ZM175 127V126H174ZM173 127V128H174ZM208 127V126H207ZM210 127H212V124H211V126ZM217 127V126H216ZM219 127V126H218ZM217 127V128H218ZM243 127H245V126H243ZM107 128V127H106ZM139 128V127H138ZM158 128H161V126L159 127V124H158ZM179 129H180V127H178ZM177 128V129H178ZM184 128V127H183ZM219 128H221V127H219ZM225 129L227 128V127H224ZM228 128H229V126H228ZM233 128H236V126H234V127H232V129ZM11 129H13V128H11ZM23 129H25L26 130V135H25V137H23L24 136V132H23ZM55 129V128H54ZM86 129V128H85ZM103 129V128H102ZM109 129H110V127H109ZM118 129V128H117ZM123 129V128H122ZM134 129V128H133ZM166 129V128H165ZM241 129H242V127H241ZM240 129V130H241ZM249 129H250V127H249ZM260 129V128H259ZM6 130V129H5ZM66 130V129H65ZM83 130H84V128H83ZM131 130V129H130ZM136 130V129H135ZM134 130V131H135ZM138 130V129H137ZM145 130V131H146ZM150 130V129H149ZM160 130V134L161 133H163L161 130H163V129H159ZM159 130L157 129V131L156 130H154L153 131V129L151 130V132H155V134L156 135H159V137L158 138H160V137H162L163 136V134H159ZM175 130H176V128H175ZM182 130V129H181ZM180 130V131H181ZM206 130V129H205ZM209 129H207L206 131H208ZM224 130V129H223ZM243 130H244V128H243ZM242 130V131H243ZM10 131V132H9ZM46 131V130H45ZM57 132H58V130H56ZM62 131V130H61ZM90 132H91V130H89ZM115 131V130H114ZM129 131V130H128ZM133 131V130H132ZM139 131H141V130H138V132ZM165 131H167V130H165ZM177 131V130H176ZM179 131V130H178ZM177 131V132H178ZM211 131V130H210ZM214 131V130H213ZM217 131H220V130H217ZM238 130L236 129V132H237ZM242 131H240V132H242ZM245 131V130H244ZM243 131V132H244ZM42 132V131H41ZM89 132V133H90ZM130 132V131H129ZM144 132V131H143ZM150 132V131H149ZM233 131H231V133H232ZM242 132V133H243ZM249 132V131H248ZM260 132V131H259ZM6 133V132H5ZM46 133V132H45ZM61 133V132H60ZM131 133V132H130ZM137 133V132H136ZM141 133V132H140ZM158 133V134H157ZM172 133V132H171ZM176 133V132H175ZM175 133H173L172 135H171V137L172 138H174V135H175ZM179 133V132H178ZM212 133V132H211ZM214 133V132H213ZM233 133H235V132H233ZM262 134H261V136H259L260 138H259V140H257V134H256V136H254V138H253V140L252 139H250V140H252L253 142H255L257 145H258V143L257 142H259L260 140H262V137H264V131L263 132H261ZM59 134V133H58ZM92 134V133H91ZM95 134V133H94ZM138 134V133H137ZM147 134H148V132H147ZM152 134V133H151ZM154 133H153V135H151V137H149L150 139L155 135ZM208 134H210V132L208 133ZM216 134V133H215ZM228 134V133H227ZM230 134V133H229ZM6 135V136H7ZM43 135V134H42ZM65 136H66V134H64ZM93 135V134H92ZM133 135H135V134H133ZM143 135V134H142ZM141 135V137L143 138V137H145V133H144V136H142ZM155 135V136H156ZM177 135V134H176ZM176 135H175V138H176V140H173V142H168V143H174V144H177L179 141V143L181 144V139L179 140V137H178V135H177V137H176ZM211 135V134H210ZM213 135V134H212ZM235 135H238V134H236L235 133ZM244 135V134H243ZM5 136V137H6ZM38 136V135H37ZM44 136V135H43ZM61 136V135H60ZM86 136V135H85ZM88 136V135H87ZM102 136V135H101ZM136 136H138V135H136ZM148 136V135H147ZM155 136L152 138V140L155 138ZM196 136V135H195ZM241 136H242V134H241ZM39 137H40V134H39ZM89 137V136H88ZM90 137H92V136H90ZM93 137H95V135H93ZM100 137V136H99ZM139 137H140V135H139ZM169 137V140L168 141H172V138L170 137V136H168ZM209 137V135H207V137H206V141L208 142L209 141V139H207ZM214 137V136H213ZM236 137V136H235ZM239 137V136H238ZM244 137V136H243ZM256 137V138H255ZM56 138V137H55ZM103 138V137H102ZM126 138V137H125ZM147 138V137H146ZM190 138H191V135L189 136V138L187 139V141H188V143L190 142V143H192L191 141H196V140H191L190 141ZM241 137H239V139H240ZM2 139V138H1ZM5 139V138H4ZM95 139V138H94ZM144 139V138H143ZM162 139H163V137H162ZM185 140H186V137L184 138ZM183 139V141H182V143L185 141ZM192 139V138H191ZM193 139H195V138H193ZM214 139V138H213ZM226 138H224V140H225ZM237 139V138H236ZM40 140H42L41 138H40ZM88 140V139H87ZM125 140V139H124ZM146 140V139H145ZM151 140V141H152ZM156 140H158L157 139V137H156V139L155 140H153V141H156ZM179 140V141H178ZM204 140V139H203ZM216 140H218V137H216ZM215 140V142L213 143V144H215L217 141ZM219 140H220V138H219ZM223 139L221 138V141H218V142H223L222 141ZM2 141V140H1ZM90 141V140H89ZM92 141V140H91ZM100 141V140H99ZM98 141V143H100ZM153 141L152 142H150V141H148V142H150L151 144L153 143ZM160 141V140H159ZM159 141H156L157 143H160ZM174 141H178V142H174ZM202 141V140H201ZM201 141L199 142L198 140H197V142L198 143H195V145L196 144H199L200 143V145L203 147V145H204V142L201 144ZM239 141V140H238ZM243 141V140H242ZM251 141V142H252ZM263 141H264V138H263ZM8 142V141H7ZM6 142V143H7ZM128 142V141H127ZM129 142H132V141H129ZM128 142V143H129ZM186 142V141H185ZM212 141H211V139H210V143H211ZM217 142V143H218ZM61 143V142H60ZM92 143V142H91ZM106 143V142H105ZM104 143V144H105ZM156 143V144H157ZM162 143H164V141H162ZM178 143V144H179ZM216 143V144H217ZM261 143V142H260ZM1 144H0V147H1ZM51 144H53V146L51 147ZM113 144V143H112ZM117 144V143H116ZM120 144V143H119ZM127 144V143H126ZM156 144L154 145V143H153V145L155 146V147H157L156 146ZM161 144V143H160ZM172 144H168V145H170V147H171V145ZM183 144H187V142L186 143H183ZM193 144V143H192ZM213 144H211V146L213 145ZM261 144H263V143H261ZM19 145V146H18ZM100 145V144H99ZM110 145V144H109ZM134 145V144H133ZM133 145L131 146L132 148H133ZM189 145V144H188ZM187 145V148L188 147H190V149H192V147H194V146H188ZM200 145H198V146H200ZM208 145H210V144H208L207 143V145L205 144V146H208ZM219 145V144H218ZM224 145V144H223ZM240 145V144H239ZM243 145V144H242ZM260 145V144H259ZM44 146V145H43ZM55 146V147H54ZM91 146H93V145H91ZM100 146H102V145H100ZM115 146V145H114ZM130 146V145H129ZM160 146V145H159ZM174 146V145H173ZM171 147V148H174V147ZM179 146V145H178ZM182 146V145H181ZM246 146H248V145H246ZM254 146H256L255 144H253L251 147H254ZM19 147V149H17ZM46 147H48V146H46ZM45 147V148H46ZM54 147V148H53ZM99 147V146H98ZM113 147V146H112ZM121 147V146H120ZM119 147V148H120ZM184 147H186L185 145H184ZM208 147H210V146H208ZM208 147H206V148H208ZM215 147V145H213V147L212 148H214ZM238 147V146H237ZM241 147V146H240ZM240 147H239V149H240ZM251 147H249V148H251ZM53 149V151L52 150H50V149ZM78 148H82V150H80V149H78ZM92 148V147H91ZM109 148V147H108ZM130 148V147H129ZM195 148V147H194ZM196 148H198V147H196ZM201 147H199V149H200ZM212 148H210V149H212ZM257 148H258V146H257ZM20 149H23V150H20ZM47 149V148H46ZM104 149H105V147H104ZM106 149H107V146H106ZM115 149V148H114ZM127 149V148H126ZM161 149V148H160ZM202 149V148H201ZM203 149H205V148H203ZM209 149V150H210ZM235 149H237V148H234L233 147V150H235ZM244 149V148H243ZM248 149V148H247ZM247 149H246V151H247ZM254 149L256 150V147H254ZM81 152H84L83 154H85V155H83L82 156V154H80L79 153V151ZM108 150H110V149H108ZM137 151H139L138 150V148L136 149ZM177 150V149H176ZM209 150H207V151H209ZM215 150H216V148H215ZM250 150V149H249ZM247 151V153L249 152V153H251L250 151ZM253 149H251V151H252ZM48 151V150H47ZM46 151V152H47ZM127 151H128V149H127ZM189 151V150H188ZM205 151V150H204ZM229 151V150H228ZM237 151V150H236ZM243 150H241V152H238L239 154L240 153H242V154H244L246 151L244 150V153L242 152ZM45 152V153H46ZM81 152V153H82ZM94 152V151H93ZM132 151H129L128 152V154L129 153H131ZM143 152V151H142ZM194 153V155L195 154H197L198 155V153L197 152H195L193 149H192V151L190 152V153ZM96 153V152H95ZM100 153V152H99ZM134 154H136L135 152H133ZM141 153V152H140ZM146 153V152H145ZM206 153V152H205ZM230 153H232V152H230ZM237 153V154H238ZM247 153H245V154H247ZM252 153H254V150L252 151ZM256 153V152H255ZM20 154V153H19ZM48 154H49V152H48ZM98 154V153H97ZM115 154V153H114ZM119 154V153H118ZM121 154V153H120ZM142 154V153H141ZM179 154H180V152H179ZM100 156H102L101 154H99ZM107 154H104V156H106ZM126 155V154H125ZM130 155H133V154H130ZM193 155V156H194ZM100 156H98V157H100ZM108 156H110L109 154H108ZM112 156V155H111ZM115 156V155H114ZM114 156H112V157H114ZM120 157H121V155H119ZM134 156H136V157H138V155H134ZM134 156H129L128 157V159L130 158V157H132V161H134V160H138V158L139 157H141V156H139L138 158H134ZM143 156H144V154H143ZM188 156H189V153H188ZM199 156H200V154H199ZM202 156H204V155H202ZM233 156H236L235 154H233ZM242 156V155H241ZM248 156V155H247ZM25 157V158H24ZM89 157H87V158H89ZM111 157V158H112ZM116 157H118L117 155H116ZM148 157V154H147V156H145V158H147ZM181 157H183V156H181ZM194 157H196V158H198L197 156H194ZM228 157V156H227ZM250 157V156H249ZM248 157V158H249ZM93 158V157H92ZM105 158V157H104ZM183 158H185V157H183ZM188 158V157H187ZM187 158H185V159H187ZM203 158H205V157H203ZM202 158V159H203ZM229 158V157H228ZM233 158V157H232ZM239 158H241L240 156H239ZM244 158H245V156H244ZM18 159H20V158H18ZM49 159H52V156L51 157H49ZM60 159L62 160L63 158H59V162H60ZM65 159H64V161H65ZM101 159V158H100ZM102 159H103V157H102ZM122 159V158H121ZM141 159H143L142 161H144L145 162V160L146 161H148L147 159H145L144 160V158L143 157H141ZM141 159H140V162H141ZM170 160H168L169 162H171V158H169ZM174 159H176V158H174ZM173 159V161H175ZM191 159V158H190ZM195 159V158H194ZM200 161H201V157L200 158H198ZM237 159V158H236ZM247 159V158H246ZM7 160H8V162H7ZM12 160H13V158H12ZM48 160V159H47ZM56 160H57V157H56ZM93 160V159H92ZM95 160H96V158H95ZM97 160H99V159H97ZM105 159H103V161H104ZM106 160H108V159H106ZM130 160V159H129ZM179 160V162H180V159H178ZM187 160H189V158L187 159ZM192 160V159H191ZM191 160H190V162H191ZM207 158H206V160H204V161H206L207 162ZM16 161V160H15ZM64 161H63V163H64ZM83 161V160H82ZM88 161H90V159H87L86 160V163L88 162ZM109 161H111L112 163H113V161H114V159H113V161H112V159L111 160H109ZM120 161V160H119ZM135 161V162H136ZM172 161V162H173ZM186 161V160H185ZM204 161L202 162L201 161V164L202 163H204ZM229 161H231L230 160V158H229ZM229 161L227 162V164L229 163ZM232 161H233V159H232ZM231 161V162H232ZM237 161V160H236ZM236 161L234 160V162L236 163ZM12 162H14V161H12ZM66 162V161H65ZM102 162V161H101ZM121 162V161H120ZM123 162V161H122ZM130 162H131V160H130ZM138 162H139V160H138ZM144 162H142V163H144ZM164 162V161H163ZM167 163L168 165L170 164V163ZM238 162V161H237ZM246 162H247V160H246ZM57 163H58V161H57ZM61 163H62V161H61ZM62 163V164H63ZM68 163H70V164H72V162L70 161V162H68ZM124 163V162H123ZM141 163V164H142ZM147 163V162H146ZM146 163H144V164H146ZM150 163V162H149ZM162 163V162H161ZM161 163H159V164H161ZM176 163V162H175ZM181 163V162H180ZM179 163V164H180ZM184 163V162H183ZM186 163H187V161H186ZM195 163H196V161H195ZM208 163H209V161H208ZM234 163V164H235ZM245 162H243V164H244ZM13 164V163H12ZM16 164V163H15ZM14 164V165H15ZM66 164V163H65ZM84 164V163H83ZM91 164V163H90ZM111 163H109V165H108V167H110L111 165H110ZM114 164H115V162H114ZM117 165H118V162L116 163ZM128 164V163H127ZM131 164H133V163H131ZM138 164V163H137ZM158 164V165H159ZM165 164H166V162H164L163 163V165H164V168H166L165 167ZM185 164V163H184ZM190 164V163H189ZM192 164V163H191ZM200 164V163H199ZM211 164V163H210ZM226 164V165H227ZM232 164V163H231ZM231 164H230V167H231ZM18 165V164H17ZM98 165H99V162H98ZM105 165H106V163H105ZM120 165V164H119ZM130 165V164H129ZM129 165H128V167H129ZM149 165V164H148ZM204 165H206V163L204 164ZM239 165V163H237V165L236 166H238ZM245 165V164H244ZM65 166V165H64ZM72 166H73V164H72ZM79 166V165H78ZM84 166H86L87 168H88V165L86 164V165H84ZM102 166V165H101ZM104 166V165H103ZM113 166H115V165H113ZM112 166V167H113ZM143 166V165H142ZM141 166V167H142ZM145 166V165H144ZM143 166V167H144ZM154 166H155V164H154ZM156 166H157V164H156ZM155 166V167H156ZM161 166H162V164H161ZM207 166H208V164H207ZM207 166H205L206 168H207ZM210 166V165H209ZM208 166V169L209 170H211V171H213V169H212V167H211V169H210V167ZM229 166V165H228ZM242 166V165H241ZM246 167H247V165H245ZM13 167V166H12ZM68 167V166H67ZM71 167V166H70ZM74 167V166H73ZM73 167H71V168H73ZM82 167V166H81ZM81 167L79 166L78 168H80L79 170H83V169H81ZM95 167V166H94ZM112 167H111V170H115V167L112 169ZM127 167V168H128ZM163 167V166H162ZM162 167H160V168H162ZM192 167H194V166H192ZM197 168H199V166H196ZM202 167H204V166H201V168ZM204 167V168H205ZM18 168V167H17ZM66 168V167H65ZM69 168V167H68ZM75 168V167H74ZM74 168H73V170H74ZM76 168H77V166H76ZM83 168V167H82ZM91 168V167H90ZM102 168V167H101ZM120 168V167H119ZM121 168H122V166H121ZM127 168H126V170H127ZM136 168V170L138 169V168H140V167H135ZM150 168V167H149ZM151 168H154L153 167V165L151 166ZM150 168V169H151ZM164 168L162 169V171L164 170ZM173 168V167H172ZM215 168V167H214ZM229 168V167H228ZM232 168H234V167H232ZM241 168V167H240ZM243 168H244V166H243ZM243 168H241V169H239V168H237V170H241V172H242V170H243ZM14 169V168H13ZM86 169V168H85ZM116 169H117V166H116ZM123 169H125V168H123ZM130 169V168H129ZM145 169V168H144ZM156 169H158V167L156 168ZM169 170V168L167 167L165 170ZM192 169V168H191ZM195 169V168H194ZM223 169V168H222ZM234 169H236V168H234ZM245 169V168H244ZM18 170V169H17ZM87 170V169H86ZM85 170V171H86ZM114 170H113V172H114ZM131 170H133V168L131 169ZM142 170V169H141ZM147 170V169H146ZM146 170H145V174H143V175H145L144 176V178L145 179H147V180H145L144 178L143 179H141V177H142V174H140V176H138V177H140V178H136L135 179V177H136V175L138 174H136L135 176H133V180H132V178L130 179L129 178V182H130V184L129 183H127L128 182V179H126V178H124V179H126L125 181H126V183L127 184H125V185H128L127 187H125V188H127V189H129V186H131L132 188H134L135 189V191H136V188H137V190L139 189H141V188H143L144 186H145V184H150L151 185V183H154L152 180H154V179H151L150 177H148V176H150V173L149 174H146L147 172H146ZM152 170V169H151ZM154 170H155V168H154ZM159 170V169H158ZM157 170V173L160 171V173H163L161 170H159L158 171ZM164 170V171H165ZM172 170V169H171ZM177 171H179V169H176ZM189 170V169H188ZM199 170H201V169H199ZM215 170H218V168H216ZM224 170V169H223ZM227 170V172H228V169H226ZM230 170L232 171V173L230 172V174L232 175L234 172H233V169H231L230 168ZM22 171V170H21ZM20 171V172H21ZM76 171H78V169L76 170ZM75 170H74V172H76ZM99 171H100V173L98 172V175L97 176H99L97 179H94V178H96V176L93 178L94 180V182H95V180H96V183L93 185V188H95V189H99L101 186H103V187H105V191L108 193L107 195H108V198H110V200L114 203V200H115V196H114V194H113V192H112V190L113 189H111L110 187V179L112 178V176L108 173V172H106V170L103 168V171H101V169H99ZM122 171V170H121ZM120 171V172H121ZM128 171H130V170H128ZM148 171V170H147ZM150 171V170H149ZM170 171V170H169ZM192 171V170H191ZM195 171V170H194ZM219 172H221L220 170H218ZM248 171V170H247ZM19 172V171H18ZM79 173H80V171H78ZM78 172H76V174L78 173ZM84 172V171H83ZM97 172V171H96ZM96 172H94V175H95V173ZM131 172V171H130ZM136 172V171H135ZM141 172V171H140ZM139 172V173H140ZM142 172H144V170H142ZM141 172V173H142ZM166 173H167V171H165ZM170 172H173V171H170ZM179 172H181V171H179ZM182 172H183V170H182ZM193 172V171H192ZM192 172H187V174H185V173H183V174H185L186 176L189 174V176L191 177V176H194L193 174L191 175V173ZM216 172V171H215ZM236 172H238V171H236ZM235 172V173H236ZM12 173H14V172H12ZM159 173V174H160ZM199 173V172H198ZM224 173H225V171H224ZM235 173H234V175H235ZM243 174L242 175H245V173L244 172H242ZM248 173V172H247ZM250 173V172H249ZM17 174V173H16ZM15 174V175H16ZM22 174V173H21ZM25 174V173H24ZM88 174V173H87ZM87 174H86V176H85V173L82 175V176H85V177H88L89 176V174H88V176H87ZM109 174V175H108ZM118 174H120V173H118ZM124 174V172L121 174V175H123ZM153 174H154V172H153ZM153 174H151V177H155L156 175H154L153 176ZM158 174V175H159ZM163 174H165V173H163ZM159 175V177L161 176H164V175ZM197 174V169H196V172H195V175ZM221 174H223L222 172L219 174V175H221ZM230 174H228V175H230ZM237 174H239V172L237 173ZM241 174V173H240ZM259 174V173H258ZM18 175V174H17ZM69 175V174H68ZM81 175V174H80ZM92 176H93V174H91ZM120 175V176H121ZM128 175V174H127ZM133 175V174H132ZM146 175H148V176H146ZM198 175V174H197ZM200 175H204L203 173H201ZM199 175V176H200ZM205 175H206V177H207V173H205ZM224 175V174H223ZM225 175H226V173H225ZM224 175V176H225ZM227 175V176H228ZM247 175V174H246ZM251 175V174H250ZM19 176V175H18ZM123 176H126V174L125 175H123ZM165 176H166V174H165ZM189 176H188V179H189ZM20 177V176H19ZM69 177H71V176H69ZM89 177H91V176H89ZM89 177H88V179H89ZM116 177V176H115ZM115 177H113V179L115 178ZM129 177V176H128ZM148 177V178H147ZM157 177V176H156ZM156 177H155V181H157L158 183H159V180H158V177H157V179H156ZM168 176H166V178H167ZM196 177H198V176H196ZM196 177H194V178H196ZM201 177V176H200ZM209 178H212V181H214L215 182V180H213V176H208ZM237 177H240V175L238 176H235V178L234 179H236ZM249 177H251V176H249ZM254 177V176H253ZM151 179V181H149L148 182V180H150ZM165 178V179H166ZM174 178V177H173ZM192 178V177H191ZM203 178H205L204 176H203ZM208 178V179H209ZM227 179H228V177H226ZM17 179H18V177H17ZM117 179V178H116ZM161 179V178H160ZM198 179H199V177H198ZM206 179V178H205ZM25 180V179H24ZM89 180H91V178L89 179ZM169 181V179H166L165 181ZM207 180V179H206ZM222 180V179H221ZM224 180H225V178H224ZM244 180V179H243ZM15 181V180H14ZM92 181V180H91ZM112 181H114V183L112 182L111 184L113 185V184H115V185H117V183H116V180H112ZM120 181H121V179H120ZM162 181V180H161ZM164 180L162 181L163 183L165 182ZM210 181H211V179H210ZM209 181V182H210ZM247 181H249V179H247ZM247 181H245V184H246V182ZM148 182V183H147ZM156 182V183H157ZM202 182V181H201ZM208 183V181H205V184H203L204 186H207L206 184ZM226 182V181H225ZM120 183V182H119ZM156 183H154L155 184V186H156ZM177 183V182H176ZM203 183V182H202ZM218 183V184H217ZM219 183H221V182H216V183H214V184H216L217 186L219 185H223V184H219ZM250 183V182H249ZM15 184V183H14ZM13 184V185H14ZM19 184L21 185V182L19 181ZM124 183L122 182V185H123ZM165 184V183H164ZM164 184H162L161 183V186H159V187H162V188H159V189H162V191H163V188L164 187H166ZM170 184V183H169ZM209 184V183H208ZM213 184V183H212ZM212 184H209V185H212ZM248 184V183H247ZM246 184V185H247ZM45 185H47V187H49L48 189L47 188H45ZM114 185V186H115ZM157 185H160V184H157ZM175 185H177V184H175ZM214 186V185H212L211 187L213 188V186H214V188H215V190H221V186L220 187H217V186ZM225 185V184H224ZM10 186H9V189L10 190H12V189H15V188H10ZM17 186H18V184H17ZM22 186V185H21ZM25 186V184L23 185V187ZM28 186V185H27ZM44 186V187H43ZM118 186H119V184H118ZM164 186V187H163ZM227 186V185H226ZM249 186V185H248ZM251 186V185H250ZM254 186V185H253ZM15 187H16V185H15ZM103 187H101L102 188V191H103ZM113 187V186H112ZM124 187V186H123ZM150 187V186H149ZM153 187V186H152ZM152 187H151V189H152ZM167 187H168V185H167ZM217 187V188H216ZM18 188V187H17ZM114 188H116V186L114 187ZM117 188H119V187H117ZM147 188V187H146ZM156 188H157V186H156ZM200 188H201V186H200ZM204 188H206V187H204ZM204 188L202 187L201 189H203L204 190ZM210 188V186H208L207 187V189H209ZM29 189V188H28ZM131 189V188H130ZM130 189H129V192H131L130 191ZM147 189H149V188H147ZM154 189H155V187H154ZM206 189V190H207ZM133 190V189H132ZM157 190V189H156ZM164 190H167V188H165ZM202 190V191H203ZM206 190H204V192L206 191ZM210 190H211V188H210ZM224 190V189H223ZM9 191V190H8ZM14 191V190H13ZM24 191V190H23ZM29 191V190H28ZM31 191V190H30ZM114 191V190H113ZM123 191V190H122ZM134 191V190H133ZM132 191V192H133ZM160 192V190H158L157 192L161 195V194H163V192ZM201 191V192H202ZM212 191V190H211ZM213 191H214V189H213ZM1 192V191H0ZM104 192V191H103ZM129 192H127V193H129ZM188 194L190 193V192H188V191H186ZM222 192V191H221ZM10 193H11V191H10ZM13 193H15V191L13 192ZM126 193V192H125ZM152 193V192H151ZM166 194H168L167 193V191L165 192ZM165 193H164V195H165ZM206 193V192H205ZM207 193H208V191H207ZM213 193V192H212ZM16 195L18 194V193H15ZM19 194H21V192L19 193ZM19 194H18V197H19ZM72 194H73V192H72ZM106 194V193H105ZM104 194V195H105ZM133 194H134V192H133ZM138 194V196L140 195V192H138L137 193ZM155 194V193H154ZM159 194H158V197H156V196H154V198H156V200H158V201H160L161 199H162V201H163V197H164V200L165 201H167L166 199H165V196H161L160 198H159ZM186 194V193H185ZM209 194H211V192L210 193H208V197L209 198H207L206 197V200L207 199H210V196H209ZM7 194H5V196H6ZM36 195V194H35ZM35 195H34V198L36 199V197H37V195H36V197H35ZM106 195V196H107ZM117 195V194H116ZM118 195H120V194H118ZM168 195H170V194H168ZM172 196H173V194H171ZM187 195V194H186ZM190 195V194H189ZM9 197H10V195H8ZM32 196V195H31ZM121 196V195H120ZM126 196V195H125ZM137 196V197H138ZM203 196H205V195H203ZM206 196H207V194H206ZM13 197V196H12ZM97 197V196H96ZM122 197H124V196H121V198ZM146 197V196H145ZM171 197V196H170ZM169 196L167 197L168 199L170 198ZM5 198V197H4ZM108 198H106V199H108ZM120 198V197H119ZM127 198V197H126ZM143 198V197H142ZM174 198V197H173ZM177 198V197H176ZM6 199H7V197H6ZM11 199V198H10ZM18 199H21V198H18ZM37 199H38V197H37ZM129 199H131V198H129ZM128 199V200H129ZM140 199V198H139ZM160 199V200H159ZM75 200V199H74ZM82 200V199H81ZM96 200H99V198L97 197L96 198ZM119 200V199H118ZM127 200V201H128ZM170 200V199H169ZM22 201V200H21ZM20 201V202H21ZM39 201V202H40ZM80 201V200H79ZM111 201H108V204H109V202H111ZM133 201V200H132ZM162 201L160 202V205H158V204H156V206H159V207H157V209H159V210H162L163 208H161L162 207V205H161V203H162ZM76 202H78V200L76 201ZM107 202V201H106ZM112 202H111V204H112ZM131 202V201H130ZM168 203H169V201H167ZM207 202V201H206ZM211 202V201H210ZM224 202V201H223ZM16 203H17V201H16ZM15 203V204H16ZM23 203V202H22ZM133 203V202H132ZM136 203V202H135ZM159 203V202H158ZM167 203V204H168ZM174 203V202H173ZM171 201H170V204L172 205L173 204ZM127 204V203H126ZM163 204V203H162ZM164 204H166V203H164ZM240 204V203H239ZM18 205H19V201H18ZM20 205H22V204H20ZM106 205H107V203H106ZM105 205V206H106ZM115 205V204H114ZM128 205V204H127ZM129 205H131V204H129ZM136 205H137V203H136ZM145 205V204H144ZM219 205H221V203L219 204ZM217 206V207H220V206ZM224 205H225V202H224ZM227 205V204H226ZM170 205L168 204V207H169ZM230 206V205H229ZM237 206V205H236ZM15 207H17V206H15ZM24 207V206H23ZM110 207L112 208V206L110 205ZM122 207V206H121ZM124 207H126V206H123V208ZM128 207V206H127ZM132 207H133V205H132ZM131 207V208H132ZM167 207V208H168ZM227 207V209H228V206H225V208ZM24 208H28V207H24ZM23 208V209H24ZM39 208V207H38ZM130 208V209H131ZM167 208H165V209H167ZM171 208V207H170ZM169 208V209H170ZM223 208V207H222ZM230 208V207H229ZM15 209V208H14ZM28 209H30V208H28ZM32 209V208H31ZM30 209V210H31ZM220 209V208H219ZM217 210V212L218 211H220V210ZM224 209V208H223ZM226 209V210H227ZM235 209V208H234ZM236 209H238L237 207H236ZM1 210V209H0ZM26 210V209H25ZM29 210V211H30ZM33 210V209H32ZM113 210V209H112ZM115 210V209H114ZM170 211H172L171 209H170ZM216 211V210H215ZM26 212H28V211H26ZM31 212V211H30ZM106 212H110V213H107V214H109L110 216L109 217H111L112 218V220H110V221H105L104 219H105V216H106ZM127 212V211H126ZM223 212L224 211H222V214H221V211H220V214L221 215H223ZM226 213H227V215L229 216V215H231V214H228V212H231V211H225ZM233 212H235V211H233ZM255 212V211H254ZM135 213V214H136ZM161 214L163 213V212H160ZM159 213V214H160ZM164 213H165V211H164ZM166 213H168V210H167V212ZM170 213V212H169ZM174 213V212H173ZM225 213V214H226ZM237 213V212H236ZM130 214V215H131ZM156 214V215H155ZM160 214V215H161ZM219 214V215H220ZM234 214V213H233ZM5 215V214H4ZM163 215V214H162ZM170 215V214H169ZM208 215V214H207ZM211 215V214H210ZM213 215V214H212ZM211 215V216H212ZM236 215V214H235ZM148 216H150V217H148ZM172 216H173V214H172ZM214 216V215H213ZM226 216V215H225ZM240 216V215H239ZM251 216V215H250ZM127 217H129V216H127ZM126 217V218H127ZM144 217H145V219L148 217V219H144ZM160 217V216H159ZM220 217V216H219ZM223 217V216H222ZM1 218H3V217H1ZM134 218V217H133ZM149 218H150V220H149ZM156 220H155V219ZM205 218V217H204ZM207 218V217H206ZM211 218L212 217H209V219L211 220ZM218 218V217H217ZM221 218V217H220ZM220 218H218L219 220H220ZM228 219V217L226 216V217H223V219ZM231 218V217H230ZM21 219V218H20ZM81 219L82 220H86V224H88V230H85V231H83V229L82 230H80V228H83V227H80V226H82V224L83 223H85V222H83L82 224H81ZM144 219V220H143ZM213 219V221L214 222H216V219L215 218H212ZM215 219V220H214ZM223 219L220 221V223L223 221ZM128 220L131 222H128ZM134 220H136V222L134 221ZM164 220V221H163ZM174 220V219H173ZM208 220V219H207ZM209 220V221H210ZM218 220V221H219ZM229 220V219H228ZM234 220V219H233ZM3 221H4V219H3ZM2 221V222H3ZM26 221V220H25ZM204 221V220H203ZM202 221V222H203ZM246 221V220H245ZM2 222H0L1 224H0V226L2 225ZM5 222V221H4ZM21 222V221H20ZM27 222V221H26ZM169 222H170V224H169ZM205 222H206V220H205ZM224 223H225V221H223ZM250 222V224H251V220L250 221H248V223ZM6 223V222H5ZM4 223V224H5ZM219 223V224H220ZM234 223V222H233ZM232 223V224H233ZM25 224V223H24ZM85 224V225H86ZM209 224V225H208ZM211 224H213V223H211V221H210V223H206V227H205V225L203 226L204 227V229L205 228H210L209 226H211ZM215 224H217V223H215ZM215 224H213L214 226H215ZM232 224H231V222L229 221V225H231L232 226ZM237 224V223H236ZM252 224H253V222H252ZM84 225V224H83ZM84 225V226H85ZM222 225V227L221 226H219V230L221 231V229H222V231H223V229L225 230H230V229H232L231 231V233H232V236H230L231 235V233H229V232H226V231H224L226 234H230L228 237H224V236H226V234L225 235H223L224 234V232L221 234L220 233V231L218 232V231H215V228L216 227H218V225L217 226H215V228L213 227V226H211V231H212V229H213V231L214 232H211V233H208L210 230L209 229H205V231H207V233H208V236H209V234L210 235H212L213 236V234H216V235H214V237L216 236V238L217 237H219V238H221V236H217L218 234H221L222 235V238H224L225 239V241H227L226 240V238H230L229 240H231L233 243L232 244H234L235 243V241H236V243H237V240H238V242L240 243V239L239 238H237V240L235 239L236 237H235V235H237L234 231L235 230H237L236 232H242L241 230H244V229H242L241 227V230L239 229V227L238 228H236L235 229V225H233L232 226V228H231V226L227 229V227H228V225H227V223L225 224L226 226H224V224H221ZM3 226V225H2ZM87 226V225H86ZM169 226V227H168ZM28 227V228H29ZM173 227V226H172ZM251 227V226H250ZM3 228H5V225L3 226V227H1V229H2V231H3ZM21 228V227H20ZM25 228V227H24ZM87 228V227H86ZM86 228H84V229H86ZM253 228V227H252ZM17 229V228H16ZM30 229V228H29ZM217 229V228H216ZM5 230V229H4ZM8 230V229H7ZM209 230V231H208ZM251 230L252 229H250V232H251ZM1 231V230H0ZM31 231V230H30ZM248 231V230H247ZM4 232V231H3ZM25 232V231H24ZM28 232V231H27ZM173 232V231H172ZM202 232V231H201ZM200 232V233H201ZM204 232V231H203ZM244 232H246L245 230H244ZM1 233L2 232H0V235H1ZM7 233V232H6ZM243 233V232H242ZM247 233V232H246ZM245 233V235L249 238L250 236H248L247 234ZM249 233V232H248ZM254 233V232H253ZM8 234V233H7ZM24 234V233H23ZM202 234V233H201ZM205 234V237L207 236V234L206 233H204ZM204 234H203V236H204ZM239 234V233H238ZM241 234V233H240ZM240 234H239V236H240ZM10 235V234H9ZM9 235H8V238H9ZM13 235V234H12ZM254 235V234H253ZM7 236V235H6ZM149 236H150V239H152V238H154V240H156V242H157V244L155 245V246H153V245H151L150 243H149V239H147V238H149ZM200 236V235H199ZM203 236H201V237H203ZM233 236H234V239H233ZM238 236V235H237ZM242 236H244V234L242 235ZM242 236H241V238H242ZM1 237H2V235H1ZM14 237H15V235H14ZM200 237V238H201ZM213 237V238H214ZM246 237V238H247ZM252 237V236H251ZM256 237H257V235H256ZM7 238V237H6ZM6 238H5V243H7V240H6ZM7 238V239H8ZM204 238V237H203ZM215 238V239H216ZM219 238H217V239H219ZM232 238V239H231ZM244 238V237H243ZM2 239H4V238H2ZM11 239V237L8 239L9 241H11L10 240ZM202 239V238H201ZM205 239V238H204ZM203 239V240H204ZM214 239V240H215ZM223 239V240H224ZM257 239V238H256ZM259 239V238H258ZM13 241H14V239H12ZM17 240H18V238H17ZM20 240V239H19ZM23 240H24V238H23ZM235 240V241H234ZM254 240H255V238H254ZM13 241H12V244H13ZM20 241H22V240H20ZM107 241V242H108ZM243 240H241V242H242ZM247 241L248 240H246V243H247ZM249 241H251V239L249 240ZM249 241H248V244H246L248 247L247 248H249L250 250H251V252H252V255H255V257H253V256H251V255H247V257H250L251 256V258H252V260H250L251 258H248L250 261H249V263L251 264V262H252V264H257V261H258V259L260 260L261 258H264V250L263 251H257V249H255L256 247L254 246H252L251 245V243L249 244ZM253 241V240H252ZM257 241V240H256ZM228 242V241H227ZM11 242H9V244H10ZM22 243H24L23 241L20 243V244H22ZM42 243H44V244H46L45 246H44V244H42ZM81 243V242H80ZM84 243V242H83ZM231 243V242H230ZM229 243V244H230ZM235 243V244H236ZM9 244H7L8 246H9ZM108 244V243H107ZM108 244V245H109ZM110 244V245H111ZM228 244V243H227ZM231 244V246H233ZM235 244H234V246H235ZM245 244V243H244ZM243 244V242H242V246H241V248L243 247L244 248V245ZM256 244V243H255ZM80 245V244H79ZM82 245V244H81ZM106 245V244H105ZM15 246H17V245H15ZM240 246V245H239ZM257 246H258V244H257ZM0 247H1V244H0ZM9 247H11V246H9ZM19 247V246H18ZM48 247V248H49ZM90 247V246H89ZM93 247V246H92ZM106 246H104V248H105ZM3 247H1V249H2ZM21 248V247H20ZM23 248V247H22ZM80 248H81V246H80ZM83 248H87L86 246H82V249ZM94 248V247H93ZM103 248V249H104ZM246 248V246H245V248H244V250H246L247 249ZM260 248H261V246H260ZM0 249V250H1ZM19 249V248H18ZM45 249V248H44ZM106 249V248H105ZM109 250H110V248H108ZM113 249V248H112ZM111 249V250H112ZM158 249V250H157ZM261 249H263V247L261 248ZM48 250H50V249H48ZM94 250V249H93ZM248 250V249H247ZM246 250V251H247ZM258 250H260V249H258ZM3 251H5V250H3ZM33 251H34V249H33ZM45 251V250H44ZM54 251V252H55ZM89 251V250H88ZM113 251V250H112ZM165 251V250H164ZM245 251V252H246ZM249 251V250H248ZM248 251H247V254H249L248 253ZM2 252V251H1ZM21 252H23L22 250H21ZM41 252H43V251H41ZM50 252V251H49ZM105 252V251H104ZM251 252H250V254H251ZM51 253V256H50V259L52 258V251L50 252ZM49 253V254H50ZM124 253H126L125 254V256H123V254ZM164 253V252H163ZM14 254V253H13ZM43 254H42V256H43ZM46 254H48V253H46ZM85 254V253H84ZM83 254V255H84ZM4 255H7V254H5V252H4ZM4 255H3V257H4ZM15 255H17V254H15ZM20 255H21V253H20ZM82 255V254H81ZM86 255H89V253L88 254H86ZM116 255H118L117 253H116ZM160 255V256H159ZM262 257H261V256ZM24 256V255H23ZM101 256H104V255H100V257ZM113 256V255H112ZM256 256H257V260H256ZM259 256V257H258ZM8 257V256H7ZM16 257H18V256H15V258ZM36 257H37V255H36ZM105 257V256H104ZM117 257H119V256H117ZM130 257V258H129ZM5 258V257H4ZM10 258V257H9ZM20 258V257H19ZM21 258H23V257H21ZM25 258V257H24ZM35 258V257H34ZM82 258V257H81ZM98 258H99V256L97 257V259H95L96 261H99L98 260ZM103 258V257H102ZM109 258V257H108ZM113 258V257H112ZM116 258V257H115ZM136 258L137 260V262H134V259ZM255 258V260H253ZM16 259H18V258H16ZM36 259V258H35ZM53 259V258H52ZM86 259V258H85ZM107 258H105L104 260H106ZM1 260V259H0ZM6 260V259H5ZM82 260V259H81ZM88 260V259H87ZM92 260V259H91ZM93 260H94V256H93ZM103 260V259H102ZM103 260V261H104ZM109 260L110 261H112L111 260V257L109 258ZM108 260V261H109ZM115 260V259H114ZM118 259H116V262H117V264H119V262L117 261ZM167 260V259H166ZM165 260V261H166ZM264 260V259H263ZM7 261V260H6ZM16 261V264L18 263V262H20L21 261V259L19 260V261H17V260H15ZM23 261V260H22ZM27 261V260H26ZM84 261V260H83ZM89 261V260H88ZM107 261V260H106ZM126 261H125V263H126ZM8 262H11V259H10V261H8ZM24 262V261H23ZM28 262V261H27ZM31 262V261H30ZM105 262V261H104ZM113 262V261H112ZM169 264H170V260H168L167 261ZM253 262H255V263H253ZM261 261H259V263H260ZM263 262V261H262ZM261 262V263H262ZM7 263V262H6ZM22 262H20V264H21ZM88 263V262H87ZM107 263V262H106ZM109 263V262H108ZM107 263V264H108ZM122 263V264H123ZM124 263V264H125ZM128 263V264H129ZM248 262L246 263V264H249ZM258 263V264H259ZM36 264V263H35ZM91 264H94V262H91ZM95 264H105V263H102V261L100 260L99 262H97V263H95ZM111 264H113V263H111ZM116 264V263H115ZM127 264V263H126ZM262 264H264V263H262Z\"/></svg>",
  "mask_w": 264,
  "mask_h": 264
}]
</instances>
